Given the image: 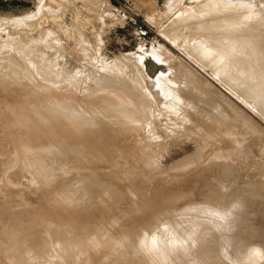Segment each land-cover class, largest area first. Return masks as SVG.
I'll list each match as a JSON object with an SVG mask.
<instances>
[{"label": "rangeland", "instance_id": "374dc122", "mask_svg": "<svg viewBox=\"0 0 264 264\" xmlns=\"http://www.w3.org/2000/svg\"><path fill=\"white\" fill-rule=\"evenodd\" d=\"M228 3H229V0H218V2L217 0H0V58H1L0 59V64H1L0 65V264H15V263L17 264L16 259L19 255L20 248H19V242H17L13 238V235H17L19 239H22V238L29 239L30 238L31 240L29 239L28 241H32L35 239L31 243L27 242L29 245L31 244L30 246L29 245L28 246L31 247L30 250L33 247L32 249L33 253L37 251L35 254L38 253V250L40 251L38 253L39 255L37 254L38 260L39 259L42 260L44 258L42 260L43 262L41 263H39L40 260L39 261L37 260L38 262L34 261L36 262L35 264L37 263L42 264L44 263L45 260H47L45 261L46 264H60V263L67 264L66 261L71 260L70 262L68 261L69 264H71L72 260L74 259H75L74 260L75 262L74 263L72 262V264H87L85 261L88 259L89 256L85 257V255L87 254L86 251H91L93 249L92 250L93 255H101V254L105 255L104 254L105 251L107 252V249H105V246L106 248L111 246L109 245L110 242L114 241L115 238L117 237L116 232L119 235V233L121 234L125 232L127 229H129V226L130 228L132 227L134 228L136 226L139 232L134 238L132 237L128 239V241H126L125 243L126 247L122 246L120 248L122 254L120 251H116V253H114V256H113L114 258H116L117 256L121 254L120 257H117L116 259L111 260L110 258L112 257L108 256L109 259L111 260V261L109 260V262L113 263L114 262L113 260H115L116 262H118L117 264H158L152 261V258L154 256V251L157 249L159 250L160 248L162 249L163 246L166 247L167 245L172 244L171 243L173 242L172 239L175 237L174 227L173 225L170 224L172 222L178 223L180 225V230L183 231L185 235L190 234L191 232L194 231V235L196 234L195 237H197L196 238L197 242L196 240H194V243L196 244L195 246L192 245V247L194 248V251L197 252V253L195 252V254H197V258H201L205 252L203 250H206V248L204 247L205 246L207 247V244L210 245V241L212 242V240L216 239V237L215 238L213 237L217 236L218 235L217 231H219L216 228V226L212 225V221H211V218L209 217V214L203 211L201 208L207 205L216 207L215 203L216 204L219 203L218 206L223 207L225 206L226 203H228V201H230L229 202L230 204L229 203L226 204V207H223V210L224 208L225 209L228 208L229 207L228 205L231 206V208L230 207L228 208L229 210L232 209L233 206H234L233 207L234 209L237 207V203H239V200H240L239 194L241 196V195H245L246 193L249 194L250 196V197L248 196V199H246L247 202L245 201L247 203V207L250 208L251 210L250 215H248L249 218L244 217V215H243L244 218L242 217V214L240 213L241 210H239L240 209L239 207L237 211L239 210L240 212L233 211L234 214L232 213L233 216L231 218H233L232 224L234 225L232 229L234 230L235 226L238 229V231H236L237 232L236 234L239 236L241 235V237L243 238L242 241L244 242V248L246 247L248 249L250 247V249L252 250L254 249L255 251V252L254 251L252 252V257L254 256V258H251V261H249V263H244V264H264L262 260V255L264 254L263 253L264 252V246H263L264 245V195L260 196L261 198L259 201L254 199L255 193H256V187L254 186L255 183H256V186H259V183L257 182L259 181L261 182L262 180H264V167L263 165H261V164H264V161H262L264 160V153L262 152L264 151V87H263L264 86V72H263L264 71V67H263L264 65L263 64L264 63V0H251V1H248V0L240 1L239 0L235 2L233 1L229 4ZM212 6H214V8ZM227 10H233V11L229 12ZM222 12H223V16H222ZM227 12H229L228 15H227ZM234 13H236L235 16H234ZM209 14L211 15V19L214 20L215 18L216 20L214 21L211 20L209 17ZM229 15L230 17H228ZM58 17L59 18L62 17L60 19L64 20L65 25H63L62 27H57L51 22L52 18L59 19ZM83 19L86 22H88V20L89 21L91 20L90 24L85 27L86 22ZM239 19L241 20L238 21ZM203 20L204 22H201ZM228 21L230 23H228ZM212 22L215 24H213ZM218 22L222 26L219 25ZM228 24H230L229 27H228ZM216 25L220 26L221 28L216 27ZM234 25H236V27ZM88 26H90V28ZM242 26H243V31L245 29L244 32L242 31ZM222 27H225V28H222ZM206 29L208 31L212 30V33L214 31V33L215 34L217 33V35H219L218 33H220V36H218V41L220 43L216 41L217 35L214 36V33L211 34V32L206 31ZM226 32H228L229 34ZM224 33H226L227 35ZM210 34L213 35L214 38H212ZM46 35L49 36L47 37L49 39L45 38ZM206 38H209V39H206ZM221 38H223L224 41H222L223 39ZM248 38H250L251 40ZM231 39L235 41L232 40L233 41L232 42ZM203 40L205 43L203 42ZM212 40L214 42H212ZM225 41H231V42L230 44L229 42H226L225 44L224 43ZM238 41L240 42L242 41L241 45L238 43ZM202 42L203 44L201 46L203 48L200 46ZM207 42L208 43L212 42V44H210L211 46L207 44ZM213 44L216 45L215 48H214L215 45ZM221 44H223L224 49H222L223 47ZM227 44L228 46L230 45L229 46L230 48L226 46ZM208 45L209 47L207 48L206 46ZM41 46H42V50H41ZM240 46L243 47L244 49L239 48L241 52L239 55V50L237 52L236 49ZM217 47L218 49L216 50ZM231 47L234 48L235 51L233 49H232L233 51H231ZM227 48L229 49L226 52ZM38 49L40 51H38ZM198 49L200 50L198 51ZM253 49H256V50L254 51ZM34 50L35 52H33ZM201 50H204V51L201 52ZM211 50L212 51L215 50L216 53L215 51L213 53ZM243 50H245V52H242ZM229 51L232 52V54L237 57L235 58L237 61L235 59L234 60L238 62L237 64H239V66L236 64L235 61L234 62L231 61L233 60L235 56L232 57L233 56L232 54H231L232 56L231 55L229 56L228 55L230 54ZM26 52H28L27 54L29 56L25 55ZM36 52L39 54L36 55L37 54ZM157 52L160 53L159 56L156 55ZM218 52L219 53L223 52L222 53L223 57L221 56V53L220 55H218ZM192 53L193 54L198 53V54L194 56ZM214 54L215 55L217 54V55L214 56ZM257 54L259 57L257 56ZM197 55H202L201 59L203 57L205 58L207 57V60L205 61V58H203V61H201L200 57H198ZM213 56L215 57V59L217 58L218 62L217 60L214 59ZM218 58L220 60L223 58L224 61L221 60L222 61L221 62L219 61ZM224 58H226L228 62L230 61V63H228L226 59ZM258 58H261L260 60L262 61H260ZM14 59L17 61V62L15 61L16 64L18 63L17 65H15ZM208 59H211V60H208ZM12 61H13L14 67L13 65H11ZM212 62H214V64L216 63L218 66H220L223 63L220 66L221 69L219 68L220 69L219 70L217 68L218 70H216V67L218 66L214 64H213V67L214 66L216 67L213 68L211 66V68H209L208 64L206 63H212ZM224 62H225V65H224ZM226 62L228 63V65L226 64ZM239 62L243 64L242 65L243 67L240 66L241 64ZM248 62H252V64L251 63L249 64ZM234 63H235L236 69L240 67V69L242 68L243 70L242 69L240 70L238 68L237 69L239 71L238 72L235 69V72H236L235 73L234 68H233ZM260 63H261V66H260ZM49 65H51L52 67ZM174 65H176L177 67L179 65H181V67L183 66L182 68L180 66L178 67L179 69H181V72L183 74L179 72L180 70L177 73V71L175 70H178V68L175 69L176 67ZM210 65L211 64H209V66ZM48 66L51 67L49 69L53 68V72L55 71L57 73L59 72L62 76L59 73L58 74L56 73L55 75L50 70L49 71L52 72L55 77L57 75H60L61 77L57 76L59 77V79L57 77L55 78L53 75H50L51 73L49 74L51 77L48 76V74L45 75L43 73L42 68H44L45 71L48 73L49 72L47 71ZM20 67H21V70H19L20 71L19 72L18 69H20ZM229 67L233 70L232 72L230 71L232 73V74L230 73L231 75L230 79L226 75L227 73L226 70L227 69L230 70ZM12 68L14 69L12 70ZM97 68L100 70H103V72L98 70ZM28 69L31 70V73H29L30 71L25 72V70H28ZM104 69H106L109 72V73L107 72L108 74H112L115 72V74H117L116 76L119 75V77H114L115 75L112 74V77L114 79L117 78L118 79L117 81L119 83H116L115 85L114 83L116 81L111 84L107 80V83L108 82L110 83V84L109 83L107 84V86H110V87H107L105 85L106 79L104 80V78H106V75L108 76V74L104 73ZM257 69L260 72L256 71ZM8 70L11 71L12 73H14V70H15L16 72L20 73V75L23 71L21 75L22 77H25L24 75L28 73L30 74V76H27L28 74H26V76L28 77V79H32L34 82L29 81L26 77L23 78L24 79L23 82L22 81L17 82L16 79L21 80L20 78L21 76L18 75L20 77L12 78V77L17 76V74L15 76L14 75L12 76L11 75L12 73H10ZM39 70L42 71L41 73H43L42 74L43 77L46 76L48 78L44 77L42 78L43 79L42 80L40 78L42 77V75L40 76L41 73ZM109 70H111L112 73H110ZM241 71L243 72L247 71L246 73H249V74L245 75V73H243V75H240L242 73ZM251 71L252 72L254 71V72L249 77ZM237 72L239 73V75H237L238 74ZM100 73H103L102 74L103 76L105 74L104 78L100 76L101 75ZM162 73L163 74L166 73L165 75L167 77L162 78L161 77L163 76ZM187 73L188 75H186ZM218 73L221 75H219ZM172 74L174 76L177 74L176 76L178 77V79L176 76L174 77ZM52 76L54 77L55 80L58 79L56 81L58 83L56 82H54L55 84L53 83V81L55 80L52 79ZM233 76H235L234 78H236L237 80L238 79L240 80L237 81L236 79L233 78ZM242 76H244V78L248 76V78L246 79V81L248 80L247 81L248 83L245 81V79L242 81L241 79L243 78ZM223 77L225 81L223 80ZM254 77H255V80H254ZM39 78L41 79V81ZM63 78L65 79L63 80ZM249 78L253 79L257 84L254 83L252 85L254 81H252ZM25 79H27L29 82L26 81ZM99 79L101 81L104 80V83L102 82L100 83ZM180 79H182L181 83H180ZM257 79L259 82L257 81ZM178 80H179V83H178ZM226 80H228V84H231L230 85L231 87L227 84ZM48 81H52L50 83L54 85L53 86L54 88L51 86L52 84L50 85L49 83H47ZM173 81H176L174 84V87L170 85L167 86V84L169 83L173 84ZM44 82H46L45 85L43 84ZM72 82H74L75 86L71 84ZM96 82L100 83L99 84L100 88L102 84V88H101L102 90L95 87V86H98ZM182 82L184 84H182ZM230 82H234V83H230ZM237 82H240L243 85ZM40 83L43 84L42 86H46L48 84L50 86V89L52 88L53 90H55V94L52 92V90H51V93L50 91H46V93L45 92L43 93V91H41L42 86L38 87ZM130 83L134 87L131 86ZM35 84L37 87L35 86ZM76 84H78L79 87ZM103 84L105 85V87ZM126 84H128V86ZM135 84L139 85L140 90L141 88L144 89L143 88L144 86L146 88V92L148 90V94H150L151 96L148 95L150 97L148 98L147 93L145 92L147 96L145 98H147V101L146 99H144V100H141L143 101L141 103L140 98L141 99L144 98L145 94L141 93L142 96L140 97L141 94L140 93L138 94V91H137L139 87L138 85L136 86ZM62 85H65V86L62 87ZM203 85L204 87L206 86L209 88H206V87L204 88ZM49 86H46L48 87V89L44 87V89L42 90H50ZM92 86L96 88V89H92L94 91L90 90ZM175 86L177 88H175ZM57 87H60V88H57ZM64 87H66V90L64 89ZM74 87L75 88L77 87L78 90L77 89L75 90ZM103 87L110 88L111 92H113V90L115 91L120 90L121 93H124L127 96H129V99L126 100L128 101V103L123 99L122 105H119L121 104L120 101L122 99L120 100L117 99L119 103L118 101H116V99H109L110 95H112V94L109 95V93L107 94L109 89L106 90L107 91L106 94L107 96L109 95V98H107L105 94L107 98L105 99V97H103V94H102L103 91L105 90L103 89ZM132 87L133 88L138 87V89L136 88V91H133ZM182 87H184V89ZM189 87L191 89H189ZM70 88L73 91H71ZM249 88H251L254 92L251 91V89ZM17 89H23L25 92L29 91V94L26 96L23 94L16 96L18 93V91H16ZM29 89H31L32 91ZM56 89H59V90H56ZM178 89H180L182 93L179 92L180 90L178 91ZM204 89H206V91L208 90L207 93L210 94V96L209 94L207 95L208 98L206 97V92H204L205 91ZM209 89H211V91ZM89 90L92 91L94 94L92 92L90 93ZM182 90L188 92V94ZM144 91H141V92H144ZM166 91L167 92L169 91L168 92L169 94L165 96ZM133 92L134 93L136 92V93L134 94ZM57 93H58V96H57ZM85 93L88 95H84ZM202 93H205V94H202ZM258 93H259V96L263 94L262 96H260L261 98L260 100L256 98V97H259ZM48 94H51V95H48ZM181 94L182 96H180ZM39 95L40 96L44 95V96H42L43 98H40ZM90 95L95 96V97L91 100ZM187 95H190V96H187ZM192 95H195V96H192ZM33 96H35V98ZM62 96L65 97L64 99L70 96V98H67V99H71V100H66L68 101L69 105H70L69 103L70 101L71 103H74L75 102L74 100H76L77 102L73 104L75 107L72 106V104H71V107L76 108V105H77V107L81 109V111L79 109L80 112L76 110L79 113L87 112V110L84 112L82 110L83 108H81L82 106L80 105L81 103H84V102H86L83 104V107L85 106L84 109L86 108L85 104H88L87 108L88 106L89 108H91V107H94L95 103L97 102L96 103L97 106H95L96 109L98 108L100 111L103 109L105 111L107 110L105 112L106 114H103L104 110L101 111L102 112L101 113V112H97L99 110L98 109L96 110L95 107L92 108L90 111L96 114L93 113L91 115L90 111L87 112V113L90 112V114L88 115V117L90 116L89 118H92V119H89L90 121L87 120V118H85L86 115H84L85 120L81 118L83 116V113L82 115L80 114L81 116L80 119L81 120L83 119L82 121L85 122L84 125L88 121L91 123V125H89L90 123L89 124L87 123L88 125L86 124L88 127L85 126V128L84 127L83 129L81 128L82 131L88 132L89 130H92L91 127L89 126L93 125L94 127L97 123V126L99 125L100 127L96 126V128L97 130L98 129L100 130L102 137L101 138L94 137L92 134H89L90 132L87 133V135L85 132V136H79L78 134L75 133L76 135L72 137L67 136L68 133H66L65 135V133L49 134L50 133L49 132L45 134L47 136L50 135L49 141L47 140L43 141L42 144L39 143L40 145L39 144H32L30 146L24 145V140L22 139L21 136H23L24 138V135L27 132L29 133V131L33 128L28 124L27 125L18 124L17 115L25 111L27 108H30L29 110H32L34 109L35 106L37 107V105H39L37 107L39 111L49 113L51 114V116H52V113L54 112V116L56 117H58L56 115L57 112L59 113L62 112L61 114H58L59 116H61L63 112L65 113V111H67L65 109L71 108V107L69 108V105L65 102V100L64 102L62 101L63 100ZM113 96L114 95H112L111 98ZM202 96L206 97L207 100L203 98ZM30 97H31V100H29ZM53 97L54 98L60 97L58 98L57 101L61 99L60 101L63 104L65 103L64 106H66V104L68 106H66L65 109L62 108L63 106L62 103L60 101H59L60 102L59 104L56 103L57 102L56 98L55 100H53ZM100 97L104 98V100L102 98L100 100L99 99ZM192 97L194 98L193 100H192ZM217 97L219 98L218 101H217ZM242 97L246 99L243 100ZM38 98L43 100V101L38 100L41 104H39V102L36 101V99ZM46 98L48 100L49 98L52 100L48 101ZM95 98L98 99L96 102H95ZM173 98L177 101V103L173 102ZM223 98L225 99L222 100ZM195 99L198 101H196ZM202 99L205 100V102L206 101L207 102L205 103ZM247 99L249 100L251 99L250 101L252 102L253 101L255 102L256 100L258 101L255 102L254 104ZM33 100L37 102L35 103L36 105H34ZM93 100H94V104H92ZM105 100L106 101L108 100V101L106 102ZM111 100H113L114 103ZM221 100L224 102H222ZM46 101H48L49 103L50 101L51 102L54 101L57 105H60L59 106L60 108H58V106H56V104L54 105L52 102V107L54 106L56 107H54L55 109L51 111L50 110L51 106ZM101 101H105L106 104ZM124 101L126 102V104L124 103ZM30 102L31 103L33 102V105H34L33 107ZM42 102L47 103L50 107H48L47 104L45 105L44 103L45 105V108H44V105L42 104ZM78 102L80 104H78ZM89 102L91 103L89 104ZM109 102L114 105L110 104ZM131 102H132V105L130 104ZM214 102L216 104L213 105V107L215 106L214 107L215 109H217V107L218 109L220 108L218 110V112L220 113L224 111L222 115L224 114L226 118L224 117V115L222 116L220 113H218L217 110H215L214 108L213 109L207 108L208 106L211 107V104ZM101 103L105 105V107L104 106L101 107V105H99ZM107 103H109L113 107L112 106L110 107V105ZM165 103L166 105H164ZM190 103H193V105ZM222 103L223 104L226 103V104L223 105ZM28 104H30V107L27 106ZM91 104L94 106H91ZM140 104L144 107H142ZM218 104H221V105H218ZM256 104H258V106H256ZM167 105H169V107L172 106V108L170 107L171 110L168 109L169 107ZM189 105H192V106H189ZM198 105L202 107L201 108L197 107ZM193 106H196L194 107L195 109L193 108ZM114 107L116 109V112L112 114L110 112H113L115 109H113L112 111V110H109V108H114ZM117 107H121V110H124V111H121V113L120 111L117 112L118 110H120ZM188 107L191 108L192 110L189 109ZM228 107L230 110L228 109V113H227L226 111ZM46 108H48L49 111ZM105 108H108V109H105ZM164 108L165 109L167 108V109L165 110ZM13 109H16V111H12ZM37 109H34V112ZM40 109H43V110H40ZM93 109H95L96 112L93 111ZM61 110H64V111H61ZM211 110L213 113L216 114L217 120L219 118V114L223 118L222 119L219 118L220 121L218 120L219 121L218 122L215 119V115H213L212 113L209 114ZM70 111L72 110H69V112ZM188 111H190V113ZM194 111H197V113L196 112L194 113ZM107 113H109L110 116H108ZM231 113L232 114L235 113V114L232 115ZM206 114H208L209 116ZM230 114L232 117H235V118L233 119L230 116ZM188 115H191V116H188ZM205 115L207 117H205ZM107 116L111 118H108ZM195 116L197 118L199 116L198 119L203 118L202 121L201 119H200L201 122L199 120L196 121L197 118ZM188 117H191V118H188ZM192 117H195V120ZM208 117L210 118L214 117L213 118L214 122L216 120L215 127L213 126L214 123L213 124L211 123L213 121L210 122L211 126L209 125V121L212 119ZM227 117L230 119L232 118L233 121L235 122L233 123V121H231L232 119L228 120ZM237 117L239 119H237ZM63 119L64 118H62V120ZM242 119H244L247 123H245L244 120L242 121ZM62 120L59 119V121H62ZM225 120L229 124L227 122H224ZM237 120H241L240 121L241 124L243 122L244 123L241 125L240 122L237 123L238 122ZM136 121H139V122H136ZM220 122L222 123L224 128H221L222 126L220 125ZM66 123L68 124V122ZM152 123H154L155 125ZM188 123L190 126H188ZM225 124L226 125L228 124L229 128ZM235 124H236L237 130L234 129L235 127L232 129L233 125L235 126ZM191 125H193V127ZM205 125L207 126L209 125V127L206 128ZM231 125L232 127H230ZM240 125L244 127V129L241 128ZM155 126L156 127L158 126V128H156ZM203 126L205 127L201 128ZM237 126H239V128ZM153 127L154 129H152ZM171 127H172V130H171ZM189 127H192L196 129L197 131L200 129L202 130L204 129L205 135L209 133L208 128L212 130H209L210 133L209 135H206V136L202 135L204 133L202 130H200L199 131L200 137H198L199 133H197L198 135L197 136L195 133L197 131ZM217 127L218 129L221 128L222 130H224V132L221 130L224 134L220 132L222 133L223 136L220 135L219 133L220 129L218 130ZM94 128L93 130L96 129ZM78 129H80V127ZM158 129L161 130L164 135L160 131H156ZM189 129H191L195 134H191L192 132ZM215 129H217L218 132L217 131L213 132L215 131ZM226 129H230L231 132H229L230 130L228 131ZM251 129H252V132L250 131ZM234 130L235 132H233ZM245 130H248L247 133L244 132ZM241 132L242 134H240ZM154 133L155 135H153ZM212 133L214 134V138H211ZM225 133L236 134V137H238L239 135L240 136L239 140L236 137L235 139H233L234 138L232 137L233 134H231V136L228 135L227 137V134ZM187 134L190 136H186ZM216 134H219V136H221L220 140H217L220 137H218ZM244 134L245 136L248 135L246 139L244 137ZM45 135L43 134V136ZM193 135H195V137ZM241 135L243 136L242 138H241ZM181 137L183 138L181 139ZM196 137L201 138L203 143L201 144L200 139H198V141H200V143H198ZM229 137L232 139H230ZM248 137L250 139H248ZM192 138H194L196 141L194 139L192 140ZM210 138H211L212 143L207 140ZM74 139L77 141H80L78 142L79 144H81V146H79L80 148L77 147L78 145L75 143ZM157 139H158V143L156 141ZM244 139L247 142H245ZM170 140L172 141L170 142ZM213 140L216 142V144ZM229 140H230V143H228ZM232 140L233 141L235 140V141L232 142ZM240 140L246 143L245 146H243L244 143L241 142L243 143V144H240L241 150L243 147L246 149V151L245 149H243L242 151L240 150V152L242 153L244 152L245 154L249 151L248 153L250 154V156L248 153L245 154L246 155L245 156L244 154H241L240 152H236L237 149H240L239 147ZM150 141L153 142V146H154L153 149H152L153 147L152 143H150ZM162 141L165 142V144H163ZM92 142H95L97 144L99 153H98L97 148L93 146L94 143ZM160 142H162L163 150L160 148L161 147ZM204 142H207V143H204ZM219 142L223 143V145H221V143L219 144ZM231 143H234V144L237 143V144L232 145ZM251 143H253L254 145ZM198 144L200 145L197 146ZM203 144H205L204 147H203ZM219 145L220 147H222L221 149H219L218 147ZM236 145H238L237 147L239 148H235L236 151L233 152L232 150H235L233 146L236 147ZM72 146L75 147L76 149L73 150ZM142 147L143 148L146 147L148 149L146 150V149H143ZM141 148L145 150L146 152L143 151ZM225 149L227 151H225ZM131 150L133 151V153ZM229 150H231V152ZM228 151L230 155L232 154L231 156H228V159L234 162L232 161L227 162V155H229ZM95 152H97V154H95ZM238 155H242V157L244 156L248 157V160L245 159V161L246 160L247 161L244 162V158H242L243 161H241V163L239 164L238 159H236L237 160L236 161L234 158L236 156L238 158ZM222 160L226 162L223 163ZM219 161H221L223 164H221V162L219 164ZM260 161L263 163H261ZM209 162H213V164H216L217 162L219 166H215L213 170H209L208 166H206V165L211 164V163L209 164ZM229 162L231 163V165L235 164V162L236 164L232 166L229 164L226 166V164ZM242 162H244V164H242ZM256 162L258 163L257 165H260L259 166L260 170L259 168H256L257 165L254 164ZM226 168L227 170H229L227 171L229 172L228 174H225ZM261 168L263 169V171L261 170ZM133 169H137V170H135L134 172L132 171ZM250 176L253 177L254 179L256 178L255 179L256 182ZM260 176H262V180L261 178H259ZM30 179L32 180L33 183L31 182ZM139 179L144 180L147 188L145 187V185L143 186L144 184L143 181L140 182L141 180ZM248 181H254L253 183L254 187L252 186L253 187L252 188L250 186V189L247 190L246 183H248ZM60 183H61V186H60ZM249 183L251 184V182ZM140 184L142 185L143 188L141 187ZM132 187L137 188V189L134 188V190H138L139 188H141L139 189L141 192L136 191V193L134 192L135 193L134 195L133 189H131ZM183 187H186L188 191H182L181 188ZM244 187H245V191H243ZM144 188L147 190L144 191ZM240 189L242 190L241 193H240ZM123 191L125 192L124 194H123ZM46 193L48 194L46 195ZM225 195L227 197H225ZM225 198H228L227 199L228 201L224 204L223 201H225ZM201 200L205 202H202ZM169 202L171 203L169 204ZM128 203H129V206H128ZM173 203L175 206H173ZM221 203L224 205H222ZM46 205H50V207ZM51 205H53V207ZM101 205L103 207H101ZM162 208H166V209L162 210ZM163 212L165 213L167 217L162 218L154 225L153 222L156 221V218L158 216L163 215ZM30 213L31 215L33 214L32 216L35 215L32 218L34 220L31 219L32 216L30 215ZM61 213L63 214V217L61 216L62 215ZM235 213L239 215L237 216V218L235 217L236 215ZM168 214L171 216H169ZM72 215L73 216L77 215L78 217H80V219L78 220L76 219L77 216L73 217ZM95 215L97 217L100 216L99 218H100L101 223H99L100 222L99 218H97ZM230 215L231 213H229V216ZM37 217L39 218L37 219ZM42 217L44 218V220L41 219ZM22 218L23 220L28 219V218L29 219L24 221L26 223H23V221H21ZM231 218L229 217V219ZM39 219H41L40 220L41 222L44 221V223L46 221L48 225V226L46 225L47 230L45 229L46 226L43 223H42L43 225L39 224ZM83 219H85V221ZM86 219L88 220L86 221ZM147 219H149V222L147 221ZM236 219H238L239 221ZM74 220L77 221V223ZM142 220L144 222L147 221V224L145 225V223H143ZM235 220H236V225L234 222ZM17 221H20V222H17ZM51 221H54V223L57 222V224L52 223V225L54 224L53 225L54 228L51 229L52 233L54 230L56 229L58 230V228L60 230L63 228L62 231L60 230L54 231L55 232L53 233L54 236L58 234V236H56L55 239H59L62 237L61 239L64 241L63 238L66 239L67 236L65 234L67 232L71 233V234L67 233L68 234L67 238L69 239H70V236L74 237V234L77 237L78 235L80 237V234L84 231L83 234L81 235V237L83 236L82 237L83 240L81 238L79 239L81 241H88V242L83 243V245L84 244L85 245L84 246L82 245L81 247L70 249L64 246V248L66 249H64L63 247L61 248L60 246L61 244H63L62 241L60 240L61 244L60 243L58 244L57 242H60V241L57 240L56 242V240L53 239L54 237L52 236L51 231L49 230L52 226L50 225ZM242 221L244 222V225L242 224L243 223ZM21 222L23 226L21 225ZM29 222H31L32 224ZM70 223H73V225ZM98 224H100V226ZM238 224H240V226ZM33 225L34 226L37 225L36 228H34ZM124 225H125V228H124ZM127 225H128V228L126 229ZM25 226H27V228H25ZM43 226H45V228H43ZM253 227H256V229H254ZM121 228L124 231L122 232L121 230L118 232V230H120ZM20 229L25 230V232L26 231L27 232L24 233V231ZM33 229L36 232L33 231ZM43 229H45L46 232H43L45 231ZM100 229L102 230L101 232L99 231ZM156 229H159V230L156 231ZM63 231L64 232L66 231V233L64 234ZM77 231L78 232L81 231L80 234ZM98 232L100 233V235L103 233H107V236L105 237L102 245L92 248V246H90L89 244L93 238L99 235ZM36 233H39V235L37 236L38 237L41 236V237L38 238L37 236H35ZM61 233L63 234L61 235ZM25 234L26 235L28 234V236L30 234L32 237H27ZM32 234L33 235L35 234L34 235L35 237ZM59 234L61 236H59ZM63 235H65L66 237H64ZM171 235L172 236L174 235V236L172 237ZM113 236L115 237L114 240H113ZM38 242H41V243H38ZM54 242L57 244H55ZM106 243L108 245H106ZM37 244L39 245V247L41 245H44V247L47 245L48 247L46 246V248H43V246H41L42 248H38ZM148 244L153 245V248L151 250H147L146 246ZM56 245H58L59 248ZM34 246H36V248ZM84 247H86V249ZM103 248H104V253L100 254V251L103 252ZM61 249L65 251L60 252ZM219 249H220V246L218 245L215 246L213 249L214 250L213 251V256H214L213 263L216 264V262H218V264H226L224 262L225 260L223 257L219 258V255L221 256V252H220L221 250ZM255 249H258V251ZM45 250L48 253L51 251L53 252V253L52 252L50 253L51 255L49 254V256H47V259L45 257L48 253L45 254L44 256L42 255L43 252L45 253ZM81 251H83V253H81ZM218 252H219V255H218ZM62 254L63 255L65 254L64 255L65 257H63ZM74 254H75V258L74 256L72 257V255ZM67 255H71V257L74 259H71L70 256L68 258ZM199 255L201 257H199ZM40 256L42 258H39ZM50 257L51 259H49ZM66 257L67 259L63 260V258H66ZM167 257H168V254H167ZM218 258H219V261L217 260ZM34 260H36V258ZM236 260L237 258L235 259V262L233 260L231 263L230 262L229 263L230 264H243L241 260L239 259L237 261ZM259 261L260 263H257ZM108 264H111V263H108ZM162 264H168V263H162Z\"/></svg>", "mask_w": 264, "mask_h": 264}, {"label": "bare ground", "instance_id": "6f19581e", "mask_svg": "<svg viewBox=\"0 0 264 264\" xmlns=\"http://www.w3.org/2000/svg\"><path fill=\"white\" fill-rule=\"evenodd\" d=\"M233 1L235 2V1H239V0H233ZM233 1H232V0L230 1V0H229V3L233 2ZM240 1H243V0H240ZM244 1H245V0H244ZM246 1H247V0H246ZM248 1H251V0H248ZM217 2H218V0H217ZM229 3H228V4H229ZM215 5H216V4H215ZM219 5H220V3H219ZM212 7L214 8V6H212ZM216 7H217V6H216ZM205 10H206V9H205ZM209 10H210V9H209ZM209 10H208V12H209ZM77 11H78V10H77ZM220 11H221V10H220ZM223 11H224V10H223ZM227 11L231 12V11H233V10H227ZM205 12H206V11H205ZM215 12H216V10H215ZM229 12H227V15H228ZM235 12H236V11H235ZM74 13H76V12H74ZM79 13H80V11H79ZM210 13H211V12H210ZM213 13H214V12H213ZM207 14H208V13H207ZM211 14H212V13H211ZM214 14H215V13H214ZM217 14H219V13H217ZM235 14H236V13H234V16H235ZM75 15H76V14H75ZM203 15H204V14H203ZM205 15H206V14H205ZM222 16H223V12H222ZM238 16H239V14H238ZM238 16H237V17H238ZM76 17H78V16H76ZM209 17H210V19H211V15H210V14H209ZM218 17H219V16H218ZM228 17H230V15H229ZM231 17H233V16H231ZM58 18H59V17H58ZM60 18H62V17H60ZM60 18H59V19H57V18H52V19H51V22H52L54 25H56L57 27H62V26L65 25V24H64V20H62V19H60ZM84 18H85V17H84ZM212 18H213V17H212ZM87 19H88V18H87ZM205 19H206V18H205ZM217 19H218V18H217ZM235 19H236V18H235ZM241 19H242V18H241ZM241 19H239L238 21H240ZM79 20H80V19H79ZM83 20H84V19H83ZM200 20H201V19H200ZM208 20H209V19H208ZM211 20H213V19H211ZM214 20H216V19L214 18ZM214 20H213V21H214ZM229 20H230V19H229ZM48 21H49V20H48ZM80 21H81V20H80ZM84 21H85V20H84ZM90 21H91V20H90ZM90 21H89V20H88V22L85 21V22H86V23H85V27H86L87 25L90 24ZM217 21H219V20H217ZM217 21H216V23H217ZM82 22H83V21H82ZM82 22H81V23H82ZM199 22H200V21H199ZM201 22H204V20L201 21ZM208 22H209V21H208ZM208 22H207V23H208ZM219 22H221V21H219ZM219 22H218V23H219ZM45 23H46V22H45ZM195 23H196V22H195ZM205 23H206V22H205ZM205 23H204V24H205ZM212 23H213V22H212ZM228 23H230V22L228 21ZM239 23H240V22H239ZM193 24H194V23H193ZM213 24H215V23H213ZM232 24H233V23H232ZM208 25H209V24H208ZM219 25H221V24L219 23ZM229 25H230V24H228V27H229ZM239 25H240V24H239ZM83 26H84V24H83ZM196 26H197V24H196ZM211 26H212V25H211ZM221 26H222V25H221ZM223 26H224V25H223ZM234 26L236 27V25H234ZM88 27L90 28V26H88ZM88 27H87V28H88ZM199 27H200V26H199ZM201 27H202V26H201ZM216 27H220V26H217V25H216ZM89 28H88V29H89ZM173 28H174V26H173ZM202 28H203V27H202ZM220 28H221V27H220ZM222 28H225V27H222ZM198 29H199V28H198ZM210 29H212V28H210ZM216 29H218V28H216ZM237 29H239V28H237ZM172 30H174V29H172ZM224 30H225V29H224ZM226 30H227V29H226ZM206 31H208V30L206 29ZM228 31H230V30H228ZM238 31H240V30H238ZM242 31H243V26H242ZM244 31H245V29H244ZM244 31H243V32H244ZM208 32H211V34L214 33V31H213V33H212V30H209ZM215 32H216V30H215ZM221 32H222V31H221ZM226 33H228V32H226ZM226 33H224V34H226ZM230 33H231V32H230ZM44 34H45V33H44ZM44 34H43V35H44ZM211 34H210V35H211ZM218 34H219V35H217V33H216V34L214 33V36L217 35V40H216V38H215L216 41H218V36H220V33H218ZM222 34H223V33H222ZM228 34H229V33H228ZM231 34H232V33H231ZM210 35H208V36H210ZM226 35H227V34H226ZM226 35H225V36H226ZM236 35H237V34H236ZM242 35H243V34H242ZM245 35H247V34H245ZM41 36H42V35H41ZM211 36H212V38H214L213 35H211ZM225 36H223V37H225ZM234 36H235V35H234ZM237 36H238V35H237ZM42 37H43V36H42ZM42 37H41V38H42ZM47 37H49V36L46 35L45 38H47ZM232 37H233V36H232ZM247 37H249V36H247ZM43 38H44V37H43ZM210 38H211V37H210ZM230 38H231V37H230ZM230 38H229V40H230ZM242 38H243V37H242ZM251 38H252V37H251ZM47 39H49V38H47ZM47 39H46V40H47ZM206 39H209V38H206ZM219 39H220V38H219ZM221 39H223V38H221ZM227 39H228V38H227ZM233 39H234V38H233ZM233 39H231V41H232ZM248 39H250V38H248ZM38 40H39V39H38ZM41 40H43V39H41ZM51 40H52V39H51ZM204 40H205V39H204ZM204 40H203V42H204ZM210 40H211V39H210ZM210 40H209V41H210ZM213 40H214V39H213ZM213 40H212V42L215 41V40H214V41H213ZM250 40H251V39H250ZM44 41H45V39H44ZM53 41H54V40H53ZM201 41H202V40H201ZM206 41H207V40H206ZM209 41H208V42H209ZM222 41H224V39H223ZM231 41H225L224 43L226 44V42H229V44H230ZM233 41H235V40H233ZM233 41H232V42H233ZM243 41H244V40H243ZM30 42H31V41H30ZM203 42L200 44V46L203 44ZM208 42H207V44H209V45L212 44V42H211V43H208ZM218 42H219V41H218ZM241 42H242V41H241ZM241 42L238 41V43H239L240 45H241ZM251 42H252V41H251ZM47 43H48V42H47ZM199 43H200V42H199ZM204 43H205V42H204ZM219 43H220V42H219ZM222 43H223V42H222ZM224 43H223V44H224ZM238 43H236V44H238ZM50 44H51V43H50ZM50 44H49V45H50ZM223 44H221L222 47H223ZM225 44H224V45H225ZM250 44H251V43H250ZM252 44H253V43H252ZM205 45H206V44H205ZM209 45L206 46V47L208 48ZM213 45H215V44H213ZM213 45H212V47H213ZM232 45H233V44H232ZM232 45H231V46H232ZM254 45H255V44H254ZM257 45H258V44H257ZM198 46H199V45H198ZM210 46H211V45H210ZM226 46L229 47L230 45L228 46V44H227ZM234 46H235V45H234ZM238 46H239V45H238ZM243 46H244V45H243ZM245 46H246V45H245ZM39 47H40V46H39ZM39 47H38V48H39ZM47 47H48V45H47ZM52 47H53V46H52ZM201 47H202V46H201ZM206 47H205V48H206ZM215 47H216V45L214 46V48H215ZM222 47H221V48H222ZM252 47H253V46H252ZM254 47H255V46H254ZM198 48H199V47H198ZM202 48H203V47H202ZM229 48H230V47H229ZM229 48H227L226 52L228 51ZM235 48H236V47H235ZM239 48H241V49H244V48L240 46V47H238V48L236 49L237 52H238V50H239V55H240L241 52H240V49H239ZM256 48H257V46H256ZM35 49H36V48H35ZM164 49H165V48H164ZM209 49H210V48H209ZM209 49H207V50H209ZM217 49H218V47L216 48V50H217ZM222 49H224V47H223ZM232 49L234 50V48L231 47V51H233ZM249 49H250V48H249ZM41 50H42V46H41ZM52 50H53V49H52ZM199 50H200V49H198V51H199ZM207 50H206V51H207ZM212 50H213V49H212ZM212 50H211V51H212ZM245 50H246V49H245ZM245 50H243L242 52H245ZM253 50L255 51L256 49H253ZM38 51H40V50L38 49ZM164 51H165V50H164ZM202 51H204V50H201V52H202ZM214 51H215V50H214ZM214 51H212V52L214 53ZM234 51H235V50H234ZM258 51H259V50H258ZM258 51H257V52H258ZM33 52H35V50H34ZM201 52H200V54H201ZM223 52H225V51H223ZM223 52H222V53H223ZM247 52H249V51H247ZM257 52H256V53H257ZM27 53H28V52H26V54H25L26 56L28 55ZM36 53H37V52H36ZM36 53H35V54H36ZM157 53H158V52H157ZM157 53H156V55L159 56L160 53H158V54H157ZM210 53H211V52H210ZM215 53H216V51H215ZM220 53H221V52H220ZM220 53L218 52V55H220ZM222 53H221V56H222ZM229 53H230V54H228V55L230 56V55L232 54V52L229 51ZM29 54H30V53H29ZM38 54H39V53H37L36 55H38ZM192 54H193V53H192ZM196 54H198V53H196ZM196 54H193V55L195 56ZM205 54H206V53H205ZM207 54H208V53H207ZM224 54H225V53H224ZM234 54H235V53H234ZM252 54H253V53H252ZM259 54H260V53H259ZM36 55H35V56H36ZM57 55H58V53H57ZM57 55H56V56H57ZM167 55H168V54H167ZM216 55H217V54H216ZM216 55L214 54V56H216ZM232 55H233V54H232ZM232 55H231V56H232ZM247 55H248V54H247ZM28 56H29V55H28ZM54 56H55V55H54ZM197 56L200 57V60H201V61H203V58H205V57H203V58L201 59V56H202V55H197ZM197 56H196V57H197ZM203 56H204V55H203ZM211 56H212V54H211ZM214 56H213V57H214ZM226 56H227V55H226ZM234 56H235V55H233L232 57H234ZM243 56H244V55H243ZM253 56H254V55H253ZM257 56H258V54H257ZM209 57H210V56H209ZM213 57H211V58H213ZM222 57H223V56H222ZM232 57H231V58H232ZM258 57H259V56H258ZM6 58H7V57H6ZM52 58H53V57H52ZM219 58H220V57H219ZM219 58H218V59H219ZM231 58H230V60H231ZM235 58H237V57L235 56V57L233 58V60H231V61L234 62V61L236 60ZM240 58H241V57H240ZM247 58H248V57H247ZM249 58H250V57H249ZM255 58H256V57H255ZM0 59H1V58H0ZM198 59H199V58H198ZM214 59H215V57H214ZM224 59H226V58H224ZM234 59H235V60H234ZM252 59H253V58H252ZM258 59L260 60L261 58H258ZM11 60H12V59H11ZM49 60H51V59H49ZM52 60H53V59H52ZM200 60H199V61H200ZM206 60H207V57L205 58V61H206ZM208 60H211V59H208ZM215 60H217V58H216ZM221 60L224 61L223 58H222ZM221 60L219 59V61H221ZM238 60H239V59H238ZM242 60H243V59H242ZM250 60H251V59H250ZM250 60H249V61H250ZM253 60H254V59H253ZM15 61H16V60L14 59V63H15V65H17L18 63L16 64L17 61H16V62H15ZM171 61H172V60H171ZM171 61H169V62H171ZM212 61H213V59H212ZM222 61H221V62H222ZM226 61H227V59H226ZM236 61H237V60H236ZM236 61H235V62H236ZM239 61H240V60H239ZM257 61H258V60H257ZM260 61H262V60H260ZM49 62H50V61H49ZM207 62H209V61H207ZM215 62H216V61H215ZM217 62H218V60H217ZM227 62H228V61H227ZM227 62H226V64L228 65V63H230V61H229L228 63H227ZM244 62H245V61H244ZM50 63H51V62H50ZM237 63H238V62H236V64H237ZM239 63H240V62H239ZM248 63H249V64H250V63L252 64V62H248ZM262 63H263V62H262ZM48 64H49V63H48ZM173 64H174V63H173ZM175 64H177V63H175ZM180 64H181V63H180ZM206 64H208V67L211 68V66L213 67L214 62H212V63H206ZM206 64H205V65H206ZM209 64H211V65L209 66ZM222 64H223V63H222ZM222 64H221V65H222ZM240 64H241V63H240ZM245 64H246V63H245ZM253 64H254V63H253ZM263 64H264V63H263ZM0 65H1V64H0ZM11 65H13V67H14L13 61H12ZM19 65H20V64H19ZM170 65H171V64H170ZM214 65H217V64L215 63ZM221 65H220V66H221ZM224 65H225V62H224ZM224 65H223V66H224ZM231 65H232V64H231ZM237 65L239 66V64H237ZM242 65H243V64H241L240 66H242ZM49 66H51V65H49ZM49 66H48V69H47L46 67H45V68L47 69V71L50 70V71L53 72V68H52V69H49V68H51L52 66H51V67H49ZM53 66H54V64H53ZM174 66L176 67L175 69H177L179 66L181 67V65H179L178 67H177L176 65H174ZM174 66H173V67H174ZM206 66H207V65H206ZM217 66H218V65H217ZM220 66H218V67L214 66V67H216V70H218L219 68L221 69ZM229 66H230V65H229ZM233 66H234L233 68H234V72H235V69H236V68H235V63H234ZM246 66H247V65H246ZM249 66H250V65H249ZM260 66H261V63H260ZM9 67H10V65H9ZM17 67H18V66H17ZM182 67H183V66H182ZM182 67H181V68H182ZM214 67H213V68H214ZM226 67H227V66H226ZM230 67H231V66H230ZM230 67H229V68H230ZM236 67H237V66H236ZM242 67H243V66H242ZM252 67H254V66H252ZM263 67H264V65H263ZM4 68H5V66H4ZM105 68H106V67H105ZM168 68H169V67H168ZM217 68H218V69H217ZM231 68H232V67H231ZM231 68H230V70L226 68V69H227V70H226V72H227L226 75L229 77V79H230V76H231L230 73L233 71ZM238 68L240 69V67H238ZM238 68H237V69H238ZM259 68H260V67H259ZM13 69H14V68H12V70H13ZM17 69H18V68H17ZM32 69H33V68H32ZM97 69H98V68H97ZM97 69H96V70H97ZM169 69H170V68H169ZM186 69H187V68H186ZM220 69H219V70H220ZM237 69H236V70H237ZM241 69H242V68H241ZM241 69H240V70H241ZM248 69H249V68H248ZM10 70H11V68H10ZM19 70H21V67H20V69H18V71H19ZM40 70H41V69H40ZM40 70H39V71H40ZM42 70H43V73H44L45 75L48 74V76H50V75H53V76H54V74L56 75V73H57L56 71L53 72L54 74H53L52 72H50V71L47 73V72L45 71L44 68H42ZM98 70H100V69H98ZM173 70H174V69H173ZM179 70H180V71H179ZM183 70H184V69H183ZM183 70H182V71H183ZM242 70H243V69H242ZM246 70H247V68H246ZM250 70H251V69H250ZM254 70H255V69H254ZM8 71H9V70H8ZM26 71H28V72L30 71L29 73H31V70H29V69H28V70H25V72H26ZM44 71H45L46 73H45ZM60 71H61V70H60ZM100 71L103 72V70H100ZM105 71H106V72H105ZM109 71H110V73H112L111 70H109ZM112 71H113V70H112ZM175 71H177V73H178V71L181 72V69L178 68V70H175ZM175 71H174V72H175ZM190 71H191V70H190ZM230 71H231V72H230ZM237 71H238V70H237ZM256 71H259V70L257 69ZM1 72H2V71H1ZM5 72H6V70H5ZM9 72L12 73L11 71H9ZM19 72H20V71H19ZM41 72H42V71H40V73H41ZM61 72H62V71H61ZM95 72H96V71H95ZM107 72H108V71H107L106 69H104V73L108 74L109 72H108V73H107ZM172 72H173V71H172ZM183 72H184V71H183ZM185 72H186V71H185ZM223 72H224V71H223ZM223 72H222V73H223ZM234 72H233V73H234ZM238 72H239V71H238ZM238 72H237V73H238ZM241 72H242V73H241ZM241 72H240V73H241L240 75H243V73H245V75H246V74H247V75L249 74V73H246L247 71H246V72H245V71H244V72L241 71ZM253 72H254V71H253ZM253 72L251 71L249 77L252 75ZM259 72H260V71H259ZM263 72H264V71H263ZM14 73H15V74H14ZM14 73H12L11 75H12V76H13V75L15 76V75L17 74V76L12 77V78L20 77V76L22 75L23 71H22L21 75H20V73L16 72L15 70H14ZM43 73H41L40 76H41ZM50 73H51V74H50ZM58 73H59V72H58ZM58 73H57V74H58ZM175 73H176V72H175ZM181 73H182V72H181ZM188 73H189V72H188ZM188 73H187L186 75H188ZM235 73H236V72H235ZM255 73H256V72H255ZM1 74H2V73H1ZM26 74H28V73H26ZM26 74H25V75L23 74V75L28 79L27 76H30V74H28L27 76H26ZM38 74H39V73H38ZM49 74H50V75H49ZM59 74H60V73H59ZM63 74H65V73H63ZM100 74H101L100 76H102V77L104 78L105 74H104V76L102 75L103 73H100ZM112 74L115 75V76L113 75L114 77H119V75L116 76L117 74H115V72L112 73ZM112 74H108V76L106 75V78H104V80L106 79V83H105L106 86H107V84H108L109 82L112 84V83H114V82L116 81V82L114 83L115 85H116V83H119V82L117 81V80H118L117 78H115V79H116V80H115V79L112 77ZM160 74H161V73H160ZM162 74H163V73H162ZM165 74H166V73H165ZM165 74H163V76H161V77H162V78H166L167 76H166ZM170 74H171V73H170ZM182 74H183V73H182ZM189 74H190V73H189ZM218 74H219V73H218ZM224 74H225V73H224ZM231 74H232V73H231ZM258 74H259V73H258ZM18 75H20V76H18ZM32 75H33V74H32ZM60 75H61V74H60ZM60 75H57V76H60ZM172 75H173V74H172ZM176 75H177V74H176ZM176 75H175V76H176ZM179 75H181V74H179ZM191 75H192V74H191ZM191 75H190V76H191ZM219 75H221V74H219ZM237 75H239V73H238ZM256 75H257V74H256ZM38 76H39V75H38ZM53 76H52V79H54V77H55V76H54V77H53ZM57 76H56V77H57ZM61 76H62V75H61ZM61 76H60V77H61ZM66 76H67V75H66ZM66 76H65V77H66ZM173 76H174V75H173ZM175 76H174V77H175ZM222 76H223V75H222ZM222 76H221V77H222ZM253 76H255V75H253ZM5 77H6V76H5ZM10 77H11V76H10ZM25 77H22V76H21V77H20L21 80H17V79H16V81H17V82H18V81H22V82H23V80H24L23 78H25ZM44 77H46V76H44ZM44 77H43V75H42V77H40V78L42 79V78H44ZM50 77H51V76H50ZM56 77H55V78H56ZM110 77H112V78H110ZM141 77H142V76H141ZM141 77H140V78H141ZM157 77H158V76H157ZM159 77H160V76H159ZM176 77H177V76H176ZM179 77H180V76H179ZM182 77H183V76H182ZM191 77H192V76H191ZM193 77H194V76H193ZM224 77H225V75H224ZM224 77H223V80H224ZM234 77H235V76H233V78H234ZM242 77H243V78H241L242 81H243L244 79H245V81H246V79L248 78V76H247L246 78H244V76H242ZM2 78H3V77H2ZM30 78H31V77H30ZM37 78H38V77H37ZM40 78H39V79H40ZM46 78H48V77H46ZM57 78L59 79V77H57ZM219 78H220V77H219ZM252 78H253V77H252ZM257 78H258V77H257ZM4 79H5V78H4ZM8 79H9V78H8ZM27 79H25V80H26V81L29 80V81H31V82H34L32 79H28V80H27ZM41 79H40V81H41ZM50 79H51V78H50ZM58 79H57V80H58ZM64 79H65V78H63V80H64ZM111 79H112V81H113V79H114V81L112 82ZM160 79H161V78H160ZM167 79H168V78H167ZM177 79H178V77H177ZM177 79H175V80H177ZM187 79H189V78H187ZM190 79H191V78H190ZM226 79H228V78H226ZM231 79H232V77H231ZM234 79H236V78H234ZM249 79H251V78H249ZM260 79H261V78H260ZM262 79H263V78H262ZM14 80H15V79H14ZM36 80H37V79H36ZM36 80H35V81H36ZM42 80H43V79H42ZM54 80H55V79H54ZM57 80L53 81V83L56 82ZM99 80H100V79H99ZM99 80H98V81H99ZM101 80H102V78H101ZM101 80H100L99 82H100V83H101V82L104 83V80H103V81H101ZM107 80L109 81L108 83H107ZM136 80H137V79H136ZM181 80H182V79H180V83H181ZM193 80H195V79H193ZM221 80H222V79H221ZM236 80H237V79H236ZM239 80H240V79H238L237 81H239ZM251 80L254 81V80H255V77H254V80H253V79H251ZM3 81H4V80H3ZM10 81H11V79H10ZM16 81H15V82H16ZM26 81H25V82H26ZM29 81H28V82H29ZM164 81H165V80H164ZM198 81H199V79H198ZM224 81H225V80H224ZM232 81H233V80H232ZM242 81H241V82H242ZM247 81H248V80H247ZM247 81H246V82H247ZM257 81H258V79H257ZM13 82H14V81H13ZM22 82H21V83H22ZM36 82H37V81H36ZM36 82H35V83H36ZM50 82H52V81H48L47 83H49V84L51 85L52 83H50ZM64 82H65V81H64ZM66 82H67V81H66ZM75 82H76V81H75ZM170 82H171V81H170ZM175 82H176V81H173V84H171V83L168 82L169 84H167V86L170 85V86L174 87ZM184 82H185V81H184ZM188 82H189V80H188ZM196 82H197V80H196ZM221 82H223V81H221ZM226 82H227V84H228V80H226ZM250 82H251V81H250ZM258 82H259V81H258ZM262 82H263V81H262ZM45 83H46V82H44L43 84L45 85ZM56 83H58V82H56ZM62 83H63V82H62ZM77 83H78V81H77ZM96 83H97V82H96ZM100 83H97V85L99 86ZM110 83H109V84H110ZM140 83H141V82H140ZM142 83H143V81H142ZM178 83H179V80H178ZM206 83H207V82H206ZM224 83H225V82H224ZM230 83H234V82H230ZM237 83H240V82H237ZM242 83H243V82H242ZM242 83H240V84H242ZM247 83H248V82H247ZM254 83H256V82L254 81V82L252 83V85H253ZM26 84H27V83H26ZM40 84H41V85H40ZM40 84L38 85V87H41V86L43 85L42 83H40ZM54 84H55V83H54ZM60 84H61V83H60ZM71 84H72L73 86H75L74 82H72ZM130 84H131V83H130ZM130 84H129V85H130ZM133 84H134V83H133ZM138 84H139V83H138ZM138 84H137V85H138ZM145 84H146V82H145ZM145 84H144V85H145ZM182 84H184V83L182 82ZM187 84H188V83H187ZM192 84H193V82H192ZM192 84H191V85H192ZM250 84H251V83H250ZM256 84H257V83H256ZM256 84H255V85H256ZM57 85H58V84H57ZM66 85H67V84H66ZM68 85H69V84H68ZM72 85H71V86H72ZM76 85H78V84H76ZM103 85H104V84H103ZM105 85H104V87H105ZM120 85H121V84H120ZM126 85L128 86V84H126ZM135 85H136V84H135ZM137 85H136V86H137ZM139 85H140V84H139ZM139 85H138V87H139ZM200 85H201V84H200ZM206 85H208V84H206ZM228 85L230 86L231 84H228ZM242 85H243V84H242ZM245 85H247V84H245ZM259 85H260V84H259ZM261 85H263V84H261ZM22 86H23V85H22ZM35 86H36V84H35ZM46 86H49V85L47 84ZM46 86H42V89H44V87H46ZM51 86L53 87L54 85L52 84ZM63 86H65V85H62V87H63ZM98 86H95V87H97L98 89H101V88H102V84H101V88H100V86H99V87H98ZM117 86H118V85H117ZM131 86H133V85L131 84ZM194 86H195V85H194ZM209 86H210V85H209ZM36 87H37V86H36ZM69 87H70V86H69ZM78 87H79V85H78ZM104 87H103V89H105V90L103 91L102 94H103V97H105V99L109 98V95L112 94V95H114L115 97L113 96L114 98H113V97L111 98L112 95H110V98H109V99H116V101H118L117 99H119V100L122 99V100L120 101L121 104H119V105H122V103H123V102H122L123 99H124L125 101H126L127 99H129V96H127V95L124 94V93H121L120 90H119V91H115V90H113V92H111V91H110V88H107V87H110V86H107L106 88H104ZM120 87H121V86H120ZM133 87H134V86H133ZM133 87H132V90H133V91H136V88L138 89V87H136V88H133ZM142 87H143V86H142ZM191 87H192V86H191ZM203 87H204V85H203ZM205 87H206V86H205ZM205 87H204V88H205ZM230 87H231V86H230ZM249 87H250V86H249ZM254 87H256V86H254ZM263 87H264V86H263ZM46 88L48 89V87H46ZM53 88H54V87H53ZM57 88H60V87H57ZM72 88H73V87H72ZM143 88L145 89V91H144V89H142V88H141V90H140V87H139V89L137 90V91H138V94H139V93H140V94H141V93L145 94V95H144V98H142V99L140 98V101H141V100H144V99H146V101H147V98H145V97H147L148 95H149V96H151V95L148 94V90H147V92H146V88H145V86H144ZM166 88H167V87H166ZM175 88H177V87L175 86ZM182 88L184 89V87H182ZM194 88H195V87H194ZM198 88H199V87H198ZM201 88H202V86H201ZM206 88H209V87H206ZM245 88H246V87H245ZM252 88H253V87H252ZM35 89H36V88H35ZM37 89H38V88H37ZM40 89H41V88H40ZM42 89H41V91H43V93H44V92L46 93V91H50V93H51V90H52V92L55 94V90H53L52 88L50 89V86H49V89H50V90H42ZM64 89L66 90V87H64ZM68 89H69V88H68ZM70 89H71V88H70ZM74 89L76 90L77 87H76V88L74 87ZM89 89H90V87H89ZM92 89H96V88H94V87L92 86L90 90H92ZM108 89H109V90H108ZM113 89H114V87H113ZM130 89H131V87H130ZM134 89H135V90H134ZM147 89H148V88H147ZM164 89H165V88H164ZM189 89H191V88L189 87ZM199 89H200V88H199ZM235 89H236V88H235ZM247 89H248V87H247ZM249 89H251V88H249ZM259 89H261V88H259ZM29 90H31V89H29ZM38 90H39V89H38ZM56 90H59V89H56ZM61 90H62V89H61ZM77 90H78V89H77ZM90 90H89L90 93H91L92 91H94V90H92V91H90ZM101 90H102V89H101ZM106 90H108V92H107ZM139 90H140V92H139ZM179 90H180V89H178V91H179ZM202 90H203V88H202ZM204 90H205L204 92H206V97H207V95L209 94V93H207L208 90H207V91H206V89H204ZM209 90L211 91V89H209ZM233 90H234V89H233ZM256 90H257V89H256ZM16 91H18V93H17L16 96L21 95V94H23V95L26 96V95L29 94V91H28V92L26 91V92H27V93H26L23 89H17ZM31 91H32V90H31ZM31 91H30V93H31ZM41 91H40V92H41ZM62 91H63V90H62ZM71 91H73V90L71 89ZM141 91H144V92H141ZM178 91H177V92H178ZM182 91H184V90H182ZM187 91H188V90H187ZM190 91H191V90H190ZM241 91H242V90H241ZM251 91H253V90L251 89ZM36 92H37V91H36ZM38 92H39V91H38ZM57 92H58V91H57ZM64 92H65V91H64ZM87 92H88V90H87ZM96 92H98V91H96ZM96 92H95V93H96ZM99 92H100V90H99ZM101 92H102V91H101ZM104 92H105V93H104ZM106 92H107V94L109 93L108 96H107ZM110 92H111V93H110ZM145 92L147 93V96H146V93H145ZM168 92H169V91H168ZM168 92H167V91L165 92V96L169 94ZM179 92H181V90H180ZM184 92L188 94V92H186V91H184ZM184 92H183V93H184ZM191 92H192V91H191ZM195 92H196V91H195ZM199 92H200V91H199ZM246 92H247V91H246ZM253 92H254V91H253ZM262 92H263V90H262ZM24 93H26V94H24ZM43 93H42V94H43ZM47 93H48V92H47ZM58 93H59V92H58ZM58 93H57V96H58ZM62 93H63V92H62ZM68 93H69V91H68ZM71 93H73V92H71ZM75 93H76V92H75ZM92 93H93V92H92ZM114 93H115V94H114ZM133 93H134V92H133ZM135 93H136V92H135ZM135 93H134V94H135ZM181 93H182V92H181ZM185 93H184V94H185ZM259 93H260V92H259ZM259 93H258V96H259ZM15 94H16V93H15ZM38 94H39V93H38ZM40 94H41V93H40ZM93 94H94V93H93ZM105 94H106L107 98H106ZM127 94H128V93H127ZM179 94H180V93H179ZM189 94H191V93H189ZM202 94H205V93H202ZM241 94H242V92H241ZM244 94H245V93H244ZM250 94H251V93H250ZM256 94H257V93H256ZM32 95H33V94H32ZM35 95H36V94H35ZM44 95H45V94H44ZM44 95H42V96H44ZM48 95H51V94H48ZM48 95H46V96H48ZM59 95H60V94H59ZM63 95H64V94H63ZM69 95H70V94H69ZM74 95H75V94H74ZM84 95H88V94L85 93ZM91 95H92V94H91ZM91 95H90V96H91ZM100 95H101V94H100ZM136 95H137V94H136ZM197 95H198V94H197ZM211 95H212V94H211ZM262 95H263V94H261L260 96H262ZM29 96H31V95H29ZM36 96H37V95H36ZM39 96H40V95H39ZM42 96H40V98H43ZM72 96H73V95H72ZM138 96H139V95H138ZM138 96H137V97H138ZM141 96H142V94L140 95V97H141ZM149 96H148V98H150ZM178 96H179V95H178ZM180 96H182V94H181ZM187 96H190V95H187ZM192 96H195V95H192ZM209 96H210V94H209ZM215 96H216V95H215ZM241 96H242V95H241ZM244 96H245V95H244ZM247 96H248V95H247ZM255 96H257V95H255ZM260 96H259V97H256V98H258V100H260V99H261ZM20 97H21V96H20ZM23 97H24V96H23ZM33 97L35 98V96H33ZM33 97H32V98H33ZM37 97H38V96H37ZM62 97H63V96H62ZM74 97H75V96H74ZM74 97H73V98H74ZM94 97H95V96H91V98H90V97H88V98H90V99L92 100ZM167 97H168V96H167ZM167 97H166V98H167ZM202 97L205 98L206 100H207V98H208V97L206 98V97H204V96H202ZM211 97H212V96H211ZM211 97H210V98H211ZM249 97H250V96H249ZM25 98H26V97H25ZM27 98H28V97H27ZM34 98H33V99H34ZM40 98L36 99V101H38V100L41 101L42 99H40ZM51 98H52V97H51ZM55 98H56V101H57L58 98H60V97H58V98L55 97ZM55 98L53 97V100H55ZM64 98H65V97L62 98V99H63L62 101L64 102V100H65V102H66L67 104H68V101H66V100H71V99H67V98H70V96H69V97H66V99H64ZM96 98H98V97H96ZM96 98H95V102L98 100V99H96ZM101 98H102V97H100L99 99L101 100ZM180 98H181V97H180ZM188 98H190V97H188ZM197 98H198V96H197ZM200 98H201V97H200ZM212 98H213V97H212ZM242 98H243V97H242ZM44 99H45V97H44ZM46 99H47V98H46ZM74 99H75V98H74ZM102 99L104 100V98H102ZM109 99H108V100H109ZM138 99H139V98H138ZM152 99H153V97H152ZM167 99H168V98H167ZM186 99H187V98H186ZM193 99H194V98L192 97V100H193ZM214 99H215V98H214ZM218 99H219V98L217 97V101H218ZM220 99H221V98H220ZM224 99H225V98H223L222 100H224ZM245 99H246V98H243V100H245ZM29 100H31V97H30ZM34 100H35V99H34ZM34 100H33V101H34ZM47 100H48V99H47ZM49 100H52V99L49 98ZM49 100H48V101H49ZM60 100H61V99H59V101H60ZM83 100H85V99H83ZM88 100H89V99H88ZM91 100H90V101H91ZM100 100H99V101H100ZM108 100H107V101H108ZM195 100H196V99H195ZM195 100H194V101H195ZM199 100H201V99H199ZM202 100H203V99H202ZM208 100H210V99H208ZM222 100H221V101H222ZM247 100H249V99H247ZM250 100H251V99H250ZM250 100H249V101H250ZM258 100H256L255 102H257ZM36 101H34V105H36V104H35V103H37ZM42 101H43V100H42ZM44 101H45V100H44ZM48 101H46V102H48ZM59 101H57L56 103L59 104V103L61 102V101H60V102H59ZM74 101L77 102L76 100H74ZM74 101H72V102H74ZM78 101H79V100H78ZM86 101H87V100H86ZM105 101H106V100H105ZM105 101H101V102L105 103ZM107 101H106V102H107ZM111 101H113V100H111ZM125 101H124L125 104H126V102L128 103V101H126V102H125ZM129 101H130V100H129ZM146 101H145V102H146ZM151 101H152V100H151ZM151 101H149V102H151ZM171 101H172V100H171ZM196 101H198V100H196ZM203 101L205 102V100H203ZM203 101H202V102H203ZM226 101H227V100H226ZM249 101H248V102H249ZM38 102H39V101H38ZM52 102H53L54 105L56 104L54 101H52ZM52 102L50 101L51 104L48 102L49 105H50L51 108H52V109L50 108L51 111L54 110V109H55L54 107H56V106H58V108H60V107H59L60 105H57V104H56V106L52 107ZM75 102H74V103H71V101H70V102H69L70 105L68 104V105H69V108L71 107V104H72V106H74L73 104H75ZM79 102H80V101H79ZM79 102H78V104H80ZM81 102H82V101H81ZM83 102H84V101H83ZM91 102H92V101H91ZM91 102H89V104H90ZM142 102H143V101H141V103H142ZM173 102H176V103H177V101H176L174 98H173ZM192 102H193V101H192ZM199 102H200V101H199ZM206 102H207V101H206ZM206 102H205V103H206ZM215 102H216V101H215ZM215 102L211 104V107L208 106V105H206V106H208L207 108H212V109H213V108L215 107V106L213 107V105L216 104ZM222 102H224V101H222ZM248 102H247V103H248ZM250 102H252V101H250ZM255 102L253 101L252 103L255 104ZM262 102H263V101H262ZM30 103H31V102H30ZM44 103H45V102H42L43 105H44ZM61 103H62V102H61ZM84 103H86V102H84ZM84 103H81V104H80V105L82 106L81 108H83L82 110H83L84 112H85L86 110H87V112H88V111H90L92 108H94L95 106H97V105H96L97 102L95 103V106L92 105V104H94V100H93V103L91 104V106H94V107L89 108V106H88V108H87V105H88V104H85V105H86V108L84 109V107H85V106L83 107V104H84ZM98 103H99V102H98ZM109 103H110V102H109ZM109 103H107V104H109ZM113 103H114V101H113ZM116 103H117V102H116ZM118 103H119V101H118ZM152 103H153V102H152ZM196 103H197V102H196ZM219 103H220V102H219ZM252 103H251V104H252ZM31 104H32V107H33V106H34V105H33V102H32ZM39 104H41V103L39 102ZM46 104H47V103H45V105H46ZM64 104H65V103H64ZM64 104L62 103L63 106H64ZM67 104H66V106H68ZM105 104H106V103H105ZM110 104H112V103H110ZM110 104H109V105H110ZM125 104H124V105H125ZM130 104L132 105V102H131ZM190 104L193 105V103H190ZM208 104H209V103H208ZM222 104H223V103H222ZM224 104H226V103H224ZM224 104H223V105H224ZM251 104H250V105H251ZM254 104H253V105H254ZM4 105H5V104H4ZM7 105H8V104H7ZM45 105H44V108H45ZM49 105L47 104L48 107H50ZM99 105H101V107H102V106L105 107V105H103L102 103L99 104ZM112 105H114V104H112ZM112 105H110V107H111ZM116 105H118V104H116ZM127 105H129V104H127ZM131 105H130V106H131ZM140 105H141V104H140ZM164 105H166V103H165ZM164 105H163V106H164ZM192 105H189V106H192ZM195 105H196V104H195ZM201 105H202V104H201ZM209 105H210V104H209ZM218 105H221V104H218ZM228 105H229V104H228ZM27 106L30 107V104H28ZM38 106H39V105H37V107H38ZM41 106H42V105H41ZM47 106H46V107H47ZM63 106H62V108L65 109L66 106H64V107H63ZM106 106H107V105H106ZM141 106H142V105H141ZM167 106L169 107V105H167ZM174 106H175V105H174ZM174 106H173V107H174ZM203 106H205V105H203ZM256 106H258V104H256ZM37 107L35 106L34 109H37ZM42 107H43V106H42ZM74 107H75V106H74ZM74 107H71L70 109H68V108L65 109V110H67V111H65V113L63 112V114H62L61 116H59L58 114H61L62 112H60V113L57 112L56 115H57L58 117L54 116V112L52 113V116H51V114H49V113H45V112H43V111H39V109H37L38 111L36 110V111L34 112V109L29 110L30 108H27V107H26L27 109H26L25 111H23L22 113H20V114L17 115V119H18L17 122H18V124H21V125H24V124L27 125V124H28V125H30V126L33 128V129H31V130L29 131V133L27 132V133L24 135V138H23V136H21L22 139L24 140V145H26V146H30V145H32V144H39V143L42 144L43 141H46V140L49 141V140H50V135H48V136L45 135V134H47V133H49V132H50L49 134H53V133H65V135H66V133H68L67 136H69V137H72V136H74V135H76V134H78L79 136H85V132H86V131L83 132L82 129H83V127L85 128V126H87V125L90 123V122H89V121H90L89 119H92V118H89L90 116L88 117V115L90 114V112H91V115H92L94 112H93V113H92V111H90L89 113L86 112L87 114L82 112V113H83V116L81 117L80 114L82 115V113H79V112L81 111V109L78 108L77 105H76V108H77V109L74 108ZM79 107H80V106H79ZM101 107H100V108H101ZM104 107H103V108H104ZM112 107H113V106H112ZM115 107H116V106H115ZM115 107H114V108H109V110H112V111H113V109H115ZM128 107H129V106H128ZM142 107H144V106H142ZM164 107H165V106H164ZM168 107H167V108H168ZM170 107L172 108V106H170ZM170 107H169L168 109H170ZM194 107H196V106H193V108H194ZM197 107H200V108H201L202 106L198 105ZM219 107H220V106H219ZM1 108H2V107H1ZM58 108H56V109H58ZM62 108H61V109H62ZM72 108H73V109H72ZM103 108H102V109H103ZM117 108L120 109V110L117 109V110H118L117 112L120 111V113H121V111H124V110H121V107H117ZM122 108H123V107H122ZM124 108H125V107H124ZM167 108H166V109H167ZM188 108H189V107H188ZM205 108H206V107H205ZM46 109L48 110V108H46ZM79 109H80V111H79ZM88 109H89V110H88ZM95 109H96V107H95ZM95 109H93V111L96 112V110H97L98 108H97L96 110H95ZM105 109H108V108H105ZM127 109H128V108H127ZM129 109H130V108H129ZM144 109H145V108H144ZM146 109H147V108H146ZM164 109H165V108H164ZM166 109H165V110H166ZM184 109H185V108H184ZM189 109H191V108H189ZM194 109H195V108H194ZM198 109H199V108H198ZM214 109H215V108H214ZM219 109H220V108H219ZM219 109H218V107H217V109H215V110H217V112H218ZM221 109H222V108H221ZM228 109H229V107L227 108V111H226L227 113H228ZM231 109H233V108H231ZM40 110H43V109H40ZM47 110H46V111H47ZM59 110H60V109H59ZM69 110H72V111L69 112ZM73 110H74V111H73ZM76 110H78L79 112H77ZM98 110H99V109H98ZM103 110H104V109H103ZM103 110H101V111H103ZM170 110H171V109H170ZM178 110H180V109H178ZM181 110H182V109H181ZM191 110H192V109H191ZM199 110H200V109H199ZM202 110H203V109H202ZM207 110H208V109H207ZM229 110H230V109H229ZM12 111H16V109H13ZM48 111H49V110H48ZM48 111H47V112H48ZM57 111H58V110H57ZM61 111H64V110H61ZM101 111L99 110V111H97V112H101ZM106 111H107V110H106ZM106 111L104 110L103 114H106V113H105ZM149 111H150V110H149ZM153 111H154V110H153ZM185 111H186V110H185ZM204 111H205V110H204ZM232 111H233V110H232ZM68 112H69V113H68ZM108 112H110V111H108ZM114 112H116V109H115L113 112H110V113L113 114ZM147 112H148V111H147ZM154 112H155V111H154ZM188 112L190 113V111H188ZM195 112L197 113V111H194V113H195ZM214 112H215V111H214ZM233 112H234V111H233ZM50 113H51V112H50ZM101 113H102V112H101ZM145 113H146V112H145ZM162 113H163V112H162ZM162 113H161V114H162ZM194 113H192V114H194ZM206 113H207V112H206ZM211 113H212L213 115H215V119H216V114L213 113L212 110H211V112H210L209 114H211ZM218 113H220V112H218ZM222 113H224V111H223ZM222 113H220V114L222 115ZM48 114H49V115H48ZM94 114H96V113H94ZM97 114H98V113H97ZM107 114H108V116H110L109 113H107ZM151 114H152V113H151ZM172 114H174V113H172ZM220 114H219V118L222 119V118H223L222 116H223L224 114H223L222 116H221ZM225 114H226V113H225ZM231 114H232V113H231ZM231 114H230V116H231ZM234 114H235V113H233L232 115H234ZM7 115H8V114H7ZM84 115H86L85 118H87V120H89V121L87 122L88 124L86 123L87 125H86V124L84 125L85 122L82 121L83 119L85 120ZM195 115H196V114H195ZM206 115H208V114H206ZM206 115H205V117H207ZM213 115H211V116H213ZM5 116H6V115H5ZM9 116H10V115H9ZM94 116H95V115H94ZM94 116H93V117H94ZM105 116H106V115H105ZM108 116H107V117H108ZM120 116H121V115H120ZM159 116H160V115H159ZM161 116H162V115H161ZM188 116H191V115H188ZM193 116H194V115H193ZM196 116H197V115H196ZM196 116H195V117H196ZM208 116H209V115H208ZM217 116H218V114H217ZM220 116H221V117H220ZM226 116H227V115H226ZM228 116H229V115H228ZM236 116H237V115H236ZM238 116H239V115H238ZM59 117H60V118H59ZM80 117L83 118V119L81 120ZM175 117H176V115H175ZM175 117H174V119H175ZM195 117H192V118H194V120H195ZM200 117H201V116H200ZM224 117H225V115H224ZM231 117H232V116H231ZM239 117H240V116H239ZM13 118H14V117H13ZM62 118H64V119L62 120ZM108 118H111V117H108ZM116 118H117V117H116ZM147 118H148V117H147ZM157 118H158V117H157ZM188 118H191V117H188ZM196 118H197V117H196ZM198 118H199V116H198ZM198 118H197L196 121H198V120L200 121V119H201V121H202V119H203V118H200V119H198ZM208 118H210V117H208ZM213 118H214V117H211V118H210V119H212V120L209 121V125H210L211 123H212V124L214 123L213 126L215 127V126H216L215 123H216V120H217V119H216L215 122H214V119H213ZM217 118H218V117H217ZM219 118H218V120H219ZM225 118H226V117H225ZM227 118H228V117H227ZM232 118L234 119L235 117H232ZM232 118H231V119H232ZM59 119H61L62 121H59ZM162 119H163V117H162ZM171 119H172V117H171ZM179 119H180V118H179ZM181 119H182V118H181ZM185 119H186V118H185ZM231 119L228 118V120H231ZM233 119H232L231 121H233ZM237 119H239V118L237 117ZM2 120H4V119H2ZM5 120H6V119H5ZM65 120H66V121H65ZM157 120H158V119H157ZM165 120H166V119H165ZM169 120H170V119H169ZM205 120H207V119H205ZM218 120H217V121H218ZM226 120H227V119H226ZM226 120H225L224 122H227V121H228V120H227V121H226ZM243 120H244V119H242V121H243ZM58 121H59V122H58ZM121 121H122V120H121ZM124 121H125V120H124ZM132 121H134V120H132ZM147 121H149V120H147ZM172 121H174V120H172ZM177 121H178V120H177ZM180 121H181V120H180ZM201 121H200V122H201ZM203 121H204V120H203ZM211 121H213V122H211ZM219 121H220V120H219ZM219 121H218V122H219ZM237 121H238V122H237ZM237 121H236V122L239 123L241 120H237ZM57 122H58V123H57ZM66 122H68V124H67ZM82 122H83V123H82ZM92 122H93V120H92ZM136 122H139V121H136ZM136 122H135V123H136ZM161 122H162V120H161ZM210 122H211V123H210ZM234 122H235V121H233V123H234ZM244 122L247 123L245 120H244ZM244 122H243V123H244ZM3 123H4V121H3ZM94 123H95V122H94ZM124 123H125V122H124ZM171 123H172V122H171ZM190 123H191V122H190ZM197 123H198V122H197ZM203 123H204V122H203ZM203 123H202V124H203ZM207 123H208V122H207ZM227 123H228V122H227ZM231 123H232V122H231ZM233 123H232V124H233ZM243 123H242V124H243ZM57 124H58V125H57ZM92 124H93V123H92ZM137 124H138V123H137ZM152 124H154V123H152ZM168 124H170V123H168ZM175 124H176V122H175ZM180 124H181V123H180ZM228 124H229V123H228ZM228 124H227V125L225 124V125L228 127ZM240 124H241V122H240ZM242 124H241V125H242ZM2 125H3V124H2ZM83 125H84V126H83ZM89 125H91V123H90ZM94 125H95V124H94ZM133 125H134V124H133ZM146 125H148V124H146ZM154 125H155V124H154ZM159 125H160V124H159ZM203 125H204V124H203ZM209 125H208V126L205 125L206 128L209 127ZM217 125H218V123H217ZM220 125L222 126V127L220 126L221 128H224L221 122H220ZM225 125H224V126H225ZM241 125H240V127L244 129V127H242ZM3 126H4V125H3ZM37 126H39V127H37ZM96 126H97V123H96V125H95L94 127L96 128ZM98 126H99V125H98ZM98 126H97V127H98ZM151 126H152V125H151ZM163 126H164V125H163ZM167 126H168V125H167ZM177 126H178V125H177ZM177 126H176V127H177ZM183 126H184V125H183ZM188 126H190L189 123H188ZM191 126L193 127V125H191ZM205 126H203V127H201V128H204ZM210 126H211V125H210ZM213 126H212V127H213ZM246 126H247V125H246ZM246 126H245V128H246ZM248 126H249V125H248ZM36 127H37V129H36ZM40 127H41V128H40ZM79 127H80V129H78ZM87 127H88V126H87ZM89 127H91L92 130H89V129L87 128L89 131L86 129V130L88 131V132H86V135H87V133L90 132L89 134H92L94 137H98V138H101V137H102V135H101L99 129H98V130H97V128L95 129V128L93 127V125H92V126H89ZM99 127H100V126H99ZM137 127H138V126H137ZM155 127H156V126H155ZM173 127H175V126H173ZM180 127H182V126H180ZM192 127H189V128H192ZM214 127H213V128H214ZM218 127H219V126H218ZM218 127H217V129H218ZM227 127H225V128H227ZM230 127H232V125H231ZM234 127H235V128H234ZM237 127L239 128V126H237ZM38 128H39V129H38ZM81 128H82V129H81ZM93 128H94L95 130H93ZM144 128H145V126H144ZM156 128H158V126H157ZM183 128H184V127H183ZM186 128H187V127H186ZM186 128H185V129H186ZM195 128H196V127H195ZM221 128H219L220 130L218 129V130H219V133L222 132V131L224 132V130H222ZM228 128H229V127H228ZM233 128L236 129V124H235V126L233 125L232 129H233ZM247 128H248V127H247ZM250 128H251V127H250ZM77 129H78V130H77ZM150 129H151V127H150ZM152 129H154V127H153ZM160 129H161V128H160ZM162 129H163V128H162ZM180 129H181V128H180ZM192 129H194V128H192ZM208 129H209V130H212V129H210V128H208ZM217 129H215V131H213V132H216V131L218 132ZM252 129H254V128H252ZM252 129L250 130L251 132H252ZM140 130H141V129H140ZM171 130H172V127H171ZM181 130H182V129H181ZM189 130H191V129H189ZM194 130H196V129H194ZM200 130H202V129H200ZM200 130H198V131L196 130V131H197V132H195L196 135H197V133H199ZM209 130H208V132L210 133ZM213 130H214V129H213ZM221 130H222V131H221ZM226 130L229 131L230 129H226ZM236 130H237V129H236ZM248 130H249V129H248ZM248 130H245L244 132L247 133ZM59 131H60V132H59ZM80 131H81V132H80ZM91 131H93V132H91ZM121 131H122V130H121ZM156 131H160V132L162 133V131L159 130V129L156 130ZM183 131H184V130H183ZM183 131H182V132H183ZM202 131H203V133H204V129H203ZM238 131H239V130H238ZM129 132H130V131H129ZM146 132H147V131H146ZM171 132H172V131H171ZM184 132H185V131H184ZM191 132H192L191 134H195L192 130H191ZM205 132H206V131H205ZM223 132H222V133H223ZM229 132H231V130H230ZM233 132H235V130H234ZM251 132H250V133H251ZM18 133H19V132H18ZM75 133H76V134H75ZM161 133H160V134H161ZM209 133H207L206 135H209ZM222 133H220V135H222ZM43 134H44L45 136H43ZM157 134H158V132H157ZM162 134H163V133H162ZM171 134H172V133H171ZM201 134H202V133H201ZM223 134H224V133H223ZM225 134H227V133H225ZM231 134H233V133H231ZM231 134H227V137H228V135L231 136ZM240 134H242V132H241ZM248 134H249V133H248ZM153 135H155V133H154ZM163 135H164V134H163ZM163 135H162V136H163ZM178 135H179V134H178ZM202 135L206 136L205 133L202 134ZM202 135H201V136H202ZM216 135H217L218 137H220L219 139H217V138H216V139H217V140H220V139H221V136H219V134H216ZM234 135H235V136H234ZM150 136H151V135H150ZM184 136H185V134H184ZM186 136H190V135L187 134ZM193 136L195 137V135H193ZM197 136H198V135H197ZM210 136H211V135H210ZM222 136H223V135H222ZM225 136H226V135H225ZM247 136H248V135H247ZM247 136H245V134H244L245 139L247 138ZM157 137H158V136H157ZM198 137H200V133H199V136H198ZM208 137H209V136H208ZM232 137H234L233 139H235L236 134H233ZM239 137H240V136L238 135V137H236V138H238V140H239ZM242 137H243V136L241 135V138H242ZM249 137H250V136H249ZM249 137H248V139H250ZM149 138H150V137H149ZM154 138H155V137H154ZM161 138H162V137H161ZM163 138H164V137H163ZM182 138H183V137H181V139H182ZM184 138H185V137H184ZM196 138H197V137H196ZM205 138H206V137H205ZM211 138H214V134H213V133H212V137H211ZM211 138H210V139H207V140L211 142ZM224 138H225V137H224ZM224 138H223V139H224ZM229 138H230V137H229ZM251 138H252V137H251ZM188 139H189V138H188ZM193 139H194V138H192V140H193ZM198 139H200L201 144H202L203 142H202L201 138H197V141H198ZM226 139H227V138H226ZM230 139H232V138H230ZM245 139H244V141H245ZM23 140H22V141H23ZM74 140H75V139H74ZM153 140H154V139H153ZM162 140H163V139H162ZM175 140H176V139H175ZM179 140H180V138H179ZM194 140H195V139H194ZM205 140H206V139H205ZM205 140H204V141H205ZM241 140H242V139H241ZM241 140H240V143L238 142V143H239V147L241 146L240 144H243V143H244V142L241 141ZM19 141H20V140H19ZM76 141H77V140H75V143L78 145L77 147L80 148L79 146H81V144L78 143V142H80V141H77V142H76ZM91 141H92V140H91ZM156 141H157V143H158V139H157ZM159 141H161V140H159ZM166 141H167V140H166ZM168 141H169V140H168ZM171 141H172V140H170V142H171ZM195 141H196V140H195ZM200 141H198V143H200ZM208 141H207V142H208ZM213 141H214V140H213ZM222 141H223V140H222ZM226 141H227V140H226ZM234 141H235V140H234ZM234 141L232 140V142H234ZM252 141H253V140H252ZM255 141H257V140H255ZM16 142H17V141H16ZM154 142H155V141H154ZM162 142H163V141H162ZM162 142H160V143H161V147H160L161 149H162V146H163V145H162ZM207 142H204V143H207ZM210 142H209V143H210ZM214 142H215V141H214ZM224 142H225V141H224ZM241 142H243V143H241ZM245 142H247V141H245ZM92 143H94L93 146H95V147L97 148V150H98L97 144H96L95 142H92ZM147 143H148V142H147ZM150 143H152V146H153V142L150 141ZM155 143H156V142H155ZM209 143H208V144H209ZM211 143H212V142H211ZM220 143H221V142H219V144H220ZM228 143H230V140H229ZM228 143H227V144H228ZM248 143H250V142H248ZM16 144H17V143H16ZM40 144H39V145H40ZM44 144H45V142H44ZM48 144H49V143H48ZM57 144H58V143H57ZM163 144H165V142H163ZM215 144H216V142H215ZM217 144H218V143H217ZM227 144H226V145H227ZM231 144L233 145L234 143H231ZM235 144H237V143H235ZM235 144H234V145H235ZM245 144H246V143H244L243 146H245ZM251 144H253V143H251ZM256 144H257V143H256ZM82 145H83V144H82ZM158 145H160V144H158ZM199 145H200V144H198L197 146H199ZM204 145H205V144H203V147H204ZM221 145H223V143H221ZM224 145H225V144H224ZM253 145H254V144H253ZM35 146H36V145H35ZM58 146H59V145H58ZM83 146H84V145H83ZM89 146H91V145H89ZM145 146H146V144H145ZM237 146H238V145H236V147L233 146V148H234V149H235V148H239V147H237ZM143 147H144V146H143ZM143 147H142V148H143ZM149 147H150V146H149ZM201 147H202V145H201ZM218 147H219V149L222 148V147H220V145H219ZM218 147H217V148H218ZM249 147H250V146H249ZM72 148H73V150L76 149V148L73 147V146H72ZM142 148H141V149H142ZM153 148H154V146L152 147V149H153ZM163 148H164V147H163ZM215 148H216V147H215ZM81 149H82V148H81ZM143 149H146V150H147L148 148L145 147V148H143ZM143 149H142V150H143ZM149 149H150V148H149ZM158 149H159V147H158ZM161 149H160V150H161ZM198 149H199V147H198ZM223 149H224V148H223ZM243 149H245V148L242 147V150H243ZM162 150H163V149H162ZM240 150H241V147H240V149H237V151H236V149H235V150H232V151H233V152H234V151H236V152H240ZM242 150H241V151H242ZM131 151H132V150H131ZM143 151H145V150H143ZM148 151H149V150H148ZM150 151H151V150H150ZM216 151H217V150H216ZM225 151H227V150L225 149ZM229 151L231 152V150H229ZM229 151H228V153H229ZM245 151H246V149H245ZM247 151H248V149H247ZM250 151H251V150H250ZM145 152H146V151H145ZM157 152H158V151H157ZM204 152H205V151H204ZM233 152H232V153H233ZM248 152H249V151H248ZM248 152H247V153H248ZM262 152L264 153V151H262ZM98 153H99V150H98ZM132 153H133V151H132ZM150 153H151V152H150ZM240 153H241V154H244V152H243V153L240 152ZM247 153H245V154H247ZM95 154H97V152H95ZM218 154H219V153H218ZM245 154H244V155H245ZM248 154H249V153H248ZM200 155H201V153H200ZM231 155H232V154H231ZM231 155H230V153H229V155H227V162H228V161H230V162L232 161V160H229V159H228V156H231ZM79 156H80V155H79ZM203 156H204V155H203ZM245 156H246V155H245ZM245 156L242 157V155H238V158H237V156L234 157V158H235V160L238 159V163L240 164L241 161H243L242 158H244V162H246V161L248 160V157H245ZM247 156H248V155H247ZM249 156H250V154H249ZM224 157H225V155H224ZM261 157H262V156H261ZM77 158H78V157H77ZM230 158H232V157H230ZM234 158H232V159H234ZM225 159H226V158H225ZM225 159H224V160H225ZM245 159H247V160L245 161ZM80 160H81V159H80ZM204 160H205V158H204ZM224 160H222L223 163L226 162V161H224ZM239 160H240V162H239ZM202 161H203V160H202ZM215 161H216V160H215ZM236 161H237V160H236ZM262 161H264V160H262ZM200 162H201V161H200ZM217 162H218V161H217ZM217 162H216V164H213V162H209V164H210V163H211V164H210V165H206V166H208V169H209V170H213V169L215 168V166H219V164H220L221 161H219V164H218ZM230 162L227 163L226 166L229 165V164L231 165ZM232 162H234V161H232ZM244 162H242V164H244ZM257 162H259V161H257ZM257 162L254 163V164L257 165V164H258ZM260 162H261V161H260ZM223 163L221 162V164H223ZM261 163H263V162H261ZM195 164H196V163H195ZM217 164H218V165H217ZM235 164H236V162H235ZM235 164H232V165H235ZM232 165H231V166H232ZM261 165H263V167H264V164H261ZM150 166H151V165H150ZM190 166H191V165H190ZM259 166H260V165H257L256 168H259ZM227 168H228V167H227ZM227 168L225 169L226 172L229 171V170H227ZM52 169H53V168H52ZM135 170H137V169H133L132 171L135 172ZM259 170H260V168H259ZM261 170L263 171L262 168H261ZM76 171H77V170H76ZM225 171H224V172H225ZM262 171H261V172H262ZM226 172H225V174H228V173H229V172H227V173H226ZM257 172H259V171H257ZM258 174H260V173H258ZM223 175H224V174H223ZM256 175H257V174H256ZM254 176H255V174H254ZM135 177H136V176H135ZM250 177H251V176H250ZM139 178H140V177H139ZM251 178H253V177H251ZM259 178H261V180H262V176H260ZM135 179H136V178H135ZM143 179H144V178H143ZM253 179H254V178H253ZM255 179H256V178H255ZM255 179H254V180H255ZM30 180H31V179H30ZM139 180H141V179H139ZM139 180H138V181H139ZM249 180H250V179H249ZM251 180H252V179H251ZM258 180H259V179H258ZM142 181H143V183H144V184H143V186H144V185H145V182H144V180H141L140 182H142ZM31 182H32V180H31ZM249 182H251L252 185H251ZM255 182H256V180H255ZM32 183H33V182H32ZM130 183H131V182H130ZM253 183H254V181H248V183H246V184H247V185H246L247 190L250 189V186H251V187L253 186ZM257 183H259V186H256V183H255V185H254V186L256 187V193H255V197H254V199L257 200V201H259L260 198H261L260 196H261V195H264V180H262L261 182L259 181V182H257ZM244 184H245V183H244ZM140 185H141V184H140ZM218 185H220V184H218ZM60 186H61V183H60ZM60 186H59V187H60ZM64 186H65V185H64ZM72 186H73V185H72ZM248 186H249V188H248ZM254 186H253V187H254ZM36 187H37V186H36ZM130 187H131V186H130ZM141 187H142V185H141ZM145 187L147 188L146 185H145ZM253 187H252V188H253ZM54 188H55V187H54ZM61 188H62V187H61ZM66 188H68V187H66ZM134 188L137 189L136 187H134ZM134 188H133V187L131 188V189H133V193H134V192L136 193V191H137V192H141V191L139 190V189H141V188L138 189L139 191H138V190H134ZM142 188H143V187H142ZM56 189H57V188H56ZM241 189H242V188H241ZM241 189H240V193H241L242 190H243V189H242V190H241ZM48 190H49V189H48ZM57 190H58V189H57ZM64 190H65V189H64ZM120 190H121V189H120ZM145 190H147V189L144 188V191H145ZM181 190H182V191H188L186 187L181 188ZM247 190H246V192H247ZM50 191H51V190H50ZM92 191H93V190H92ZM92 191H91V192H92ZM121 191H122V190H121ZM227 191H228V190H227ZM243 191H245V187H244V190H243ZM93 192H94V191H93ZM219 192H221V191H219ZM49 193H50V192H49ZM52 193H53V192H52ZM59 193H60V192H59ZM124 193H125V192L123 191V194H124ZM135 193H134V195H135ZM249 193H250V192H249ZM47 194H48V193H46V195H47ZM81 194H82V193H81ZM94 194H95V193H94ZM142 194H143V192H142ZM242 194H244V193H242ZM50 195H51V194H50ZM136 195H137V194H136ZM139 195H140V194H139ZM139 195H138V196H139ZM52 196H53V194H52ZM94 196H95V195H94ZM140 196H141V195H140ZM142 196H143V195H142ZM248 196H249V194H247V193H246L245 195H241V196H240V194H239V198H240L239 203H237V207H236V208L233 209L234 206L232 207L233 210H232V209H230V210L228 209L229 207L231 208L230 205H228V206H229L228 208H226V209L224 208V210H223V207H226V204H228V203L230 202V201L227 200L228 198H225V201H223L224 204L228 201V203H226L225 206H223V207H222V206H218L219 203H218V204L215 203V206H216L217 208H216V207H212L211 205H207V204H205V205H207V206H203V205H202L203 207H202L201 209H202L203 211H205L206 213L209 214V217L211 218V221H212V225L216 226V228H217L219 231H217V232H218V233H217L218 235L216 234L217 236H214V237H213V238L216 237V239L212 240V242L210 241V245L207 244V247H206V246L204 247V248H206V250H203V251H205V252H204V254L202 253V254H203L202 257L199 255V257H201V258H197V254H195L196 251H194V248L192 247V245L195 246V244H196V243H194V240H196V242H197V239H196L197 237H195L196 234L194 235V231L191 232L190 234H186V235H185V234L183 233V231L180 230V225H179L178 223H176V222H172V223H170V224L173 225V227H174V234H175V237L172 239L173 242L170 241L172 244L167 245L166 247L163 246L162 249L159 247L160 249H159V250L157 249L158 251L155 250V251H154V256H153V258H152V261H153L154 263H158V264H159V263H160V264H162V263H168V264H215V263H213V260H214V258H213V257H214V256H213V251H214V250H213V249H214L215 246L218 245V246H220V249H219V250H221V251H220V252H221V256L219 255V252H218L219 258L223 257L224 260H225L224 262H225L226 264H230L233 260H234V262H235V259H236V258H237V260H238V259L241 260V262H242L243 264H244V263H249V261H251V258H254V256L252 257V252L254 251V249L252 250V249H250V247H249L248 249H247L246 247H245L246 249L244 248V242L242 241L243 238L241 237V235L239 236V235L236 234V233H237L236 231H238V229L236 228V226H235L236 230H235V228H234V230L232 229L234 225L232 224V223H233V222H232V219H233V218H231V217L233 216V214H234L233 211L240 212L239 210H241L240 213L242 214V217H243V215H244V217L247 218L248 215H250L251 210H250V208L247 207V203H246V202H247L246 199H248ZM125 197H126V196H125ZM225 197H227V196L225 195ZM236 197H237V196H236ZM249 197H250V196H249ZM46 198H47V197H46ZM48 198H49V197H48ZM52 198H53V197H52ZM128 198H129V197H128ZM183 199H185V198H183ZM183 199H182V200H183ZM43 200H44V199H43ZM52 200H53V199H52ZM52 200H51V201H52ZM134 200H135V199H134ZM176 200H177V199H176ZM178 200H179V199H178ZM231 200H232V199H231ZM58 201H59V200H58ZM81 201H82V200H81ZM174 201H175V200H174ZM201 201H202V200H201ZM220 201H221V200H220ZM220 201H218V202H220ZM245 201H246V202H245ZM128 202H129V201H128ZM171 202H172V201H171ZM171 202H169V204H170ZM202 202H205V201H202ZM129 203H130V202H129ZM129 203H128V206H129ZM174 203H175V202H174ZM174 203H173V206H175ZM196 203H197V202H196ZM200 203H201V202H200ZM213 203H214V202H213ZM46 204H47V203H46ZM81 204H82V203H81ZM167 204H168V203H167ZM221 204H222V203H221ZM224 204H222V205H224ZM229 204H230V203H229ZM231 204H232V203H231ZM238 205H239V206H238ZM46 206H49V207H50V205H46ZM51 206L53 207V205H51ZM54 206H55V205H54ZM198 206H199V205H198ZM213 206H214V204H213ZM56 207H58V206H56ZM66 207H67V206H66ZM66 207H65V208H66ZM101 207H103V206L101 205ZM126 207H127V206H126ZM165 207H166V206H165ZM239 207H240V209L237 211V209H238ZM46 208H48V207H46ZM99 208H100V207H99ZM128 208H129V207H128ZM128 208H127V209H128ZM70 209H71V208H70ZM70 209H69V210H70ZM92 209H93V208H92ZM94 209H95V208H94ZM104 209H105V208H104ZM127 209H126V210H127ZM163 209H166V208H162V210H163ZM167 209H168V208H167ZM227 209H228V210H227ZM38 210H39V209H38ZM41 210H42V209H41ZM72 210H73V209H72ZM52 211H53V210H52ZM89 211H90V210H89ZM99 211H100V209H99ZM228 211H229V213H231L230 216H229ZM44 212H45V210H44ZM77 212H78V211H77ZM160 212H161V211H160ZM39 213H40V211H39ZM86 213H87V212H86ZM166 213H167V212H166ZM232 213H233V214H232ZM42 214H43V213H42ZM55 214H56V213H55ZM58 214H59V213H58ZM61 214H62V213H61ZM70 214H71V213H70ZM153 214H154V213H153ZM208 214H207V215H208ZM235 214H236L235 217L237 218V216H239V215H237V213H235ZM30 215H31V213H30ZM32 215H33V214H32ZM32 215H31V216H32ZM64 215H65V214H64ZM84 215H85V214H84ZM93 215H94V214H93ZM164 215H165V213L163 212V215L158 216V217L156 218V221L153 222V224L155 225L159 220H161V219L164 218V217H167L166 215H165V216H164ZM168 215H169V214H168ZM174 215H175V214H174ZM174 215H172V216H174ZM180 215H181V214H180ZM183 215H184V214H183ZM25 216H26V215H25ZM34 216H35V215H34ZM34 216H32L31 219H32ZM38 216H39V215H38ZM61 216L63 217V214H62ZM72 216H73V215H72ZM74 216H77V215H74ZM74 216H73V217H74ZM95 216H96V215H95ZM169 216H171V215H169ZM185 216H186V215H185ZM203 216H204V215H203ZM87 217H88V216H87ZM91 217H92V216H91ZM96 217H97V216H96ZM99 217H100V216H98L97 218H99ZM103 217H104V216H103ZM150 217H151V216H150ZM150 217H149V218H150ZM229 217H230L231 219H229ZM235 217H234V218H235ZM244 217H243V218H244ZM38 218H39V217H37V219H38ZM83 218H84V216H83ZM89 218H90V217H89ZM111 218H112V217H111ZM171 218H172V217H171ZM201 218H202V217H201ZM246 218H245V219H246ZM248 218H249V217H248ZM28 219H29V218H28ZM28 219H24V220H23V218H22L21 221H23V223H26V222H24V221H25V220H28ZM41 219L44 220L43 217H42ZM41 219H39V224H42V223H43V224L46 226V225H47L46 221H45V223H46V224H45L44 221H43V222L40 221ZM63 219H65V218H63ZM76 219L79 220L80 217L77 216ZM76 219H75V220H76ZM153 219H154V218H153ZM18 220H19V219H18ZM32 220H34V219H32ZM46 220H47V218H46ZM69 220H70V218H69ZM72 220H73V218H72ZM75 220H74V221H75ZM83 220L85 221V219H83ZM83 220H82V221H83ZM87 220H88V219H86V221H87ZM94 220H95V219H94ZM96 220H97V219H96ZM150 220H152V219H150ZM171 220H172V219H171ZM236 220H238V219H236ZM236 220L234 221V222H235V225H236ZM241 220H242V218H241ZM243 220H244V219H243ZM247 220H248V219H247ZM48 221H49V219H48ZM48 221H47V222H48ZM61 221H62V220H61ZM61 221H60V222H61ZM99 221H100V218H99ZM142 221H143V220H142ZM147 221L149 222V219H147ZM147 221H146V222L143 221V223H145V225H146V224H147ZM238 221H239V220H238ZM245 221H246V220H245ZM17 222H20V221H17ZM35 222H36V221H35ZM40 222H41V223H40ZM58 222H59V221H58ZM75 222L77 223V221H75ZM75 222H74V223H75ZM161 222H162V221H161ZM230 222H231V223H230ZM242 222H243V221H242ZM248 222H249V221H248ZM29 223H31V222H29ZM49 223H50V222H49ZM52 223H54V221H51V224H50V225H52ZM66 223H67V222H66ZM96 223H97V222H96ZM99 223H101V221H100ZM109 223H110V222H109ZM130 223H132V222H130ZM162 223H163V222H162ZM238 223H240V222H238ZM31 224H32V223H31ZM34 224H35V223H34ZM36 224H37V223H36ZM43 224H42V225H43ZM54 224H57V222L54 223ZM54 224H53V225H54ZM70 224L73 225V223H70ZM70 224H69V225H70ZM135 224H136V223H135ZM141 224H142V223H141ZM197 224H198V223H197ZM206 224H207V223H206ZM242 224L244 225V222H243ZM242 224H241V226H242ZM19 225H20V224H19ZM21 225L23 226L22 222H21ZM29 225H30V224H29ZM29 225H27V226H29ZM53 225L51 226V228H50V226H49V228H50L49 230L51 231V233H52V230H51V229L54 228ZM98 225L100 226V224H98ZM139 225H140V223H139ZM142 225H143V224H142ZM160 225H162V224H160ZM195 225H196V224H195ZM238 225L240 226V224H238ZM27 226H25V228H27ZM33 226H34V225H33ZM36 226H37V225H36ZM36 226H34V228H36ZM45 226H43V228H45ZM47 226H48V225H47ZM47 226H46V228H45L46 230H47ZM133 226H134V225H133ZM231 226H232V227H231ZM256 226H257V225H256ZM20 228H21V226H20ZM57 228H58V227H57ZM105 228H106V226H105ZM124 228H125V225H124ZM127 228H128V225L126 226V229H127ZM140 228H141V226H140ZM140 228H139V230H140ZM176 228H178V229H176ZM194 228H195V226H194ZM253 228L256 229V227H253ZM253 228H252V229H253ZM23 229H24V228H23ZM45 229H43V230H45ZM62 229H63V228H62ZM62 229L60 230V229L58 228V230H57V229H56V230H57V231H59V230L62 231ZM103 229H104V228H103ZM159 229H160V228H159ZM159 229H156V231L159 230ZM240 229H241V228H240ZM20 230H22V229H20ZM28 230H29V229H28ZM46 230L43 231V232H46ZM56 230H54V231H56ZM67 230H68V229H67ZM78 230H79V228H78ZM121 230H122V228H121L120 230H118V232L121 231ZM22 231H24V233L27 232V231L25 232V230H22ZM33 231H35V230L33 229ZM54 231H53V233H55ZM82 231H83V230H82ZM99 231L101 232L102 230L100 229ZM123 231H124V230H122V232H123ZM195 231H196V230H195ZM35 232H36V231H35ZM37 232H38V231H37ZM47 232H48V231H47ZM63 232H64V231H63ZM77 232H78V231H77ZM80 232H81V231H80ZM80 232H78V233L80 234ZM83 232H84V231H83ZM83 232L80 234V237H79V235H78V237H77V236L74 234V237L70 236V239H69V238H67V237H68V234H67V233H69V234H71V233H70V232H67V233H66V231H65L64 234L66 233L65 235H66L67 237H66L65 235H63L64 237H66V239L63 238L64 241L61 239L62 237L59 238V239H55V237L58 236V234H56V236H54L53 233H52V236L54 237L53 239H55L56 242H57V240H58V241H60V240L62 241L63 244H61V241H60V242H57L58 244H59V243L61 244V246H60L61 248H62V247L64 248V246H65L66 248H70V249H71V248L81 247V246L83 245V243L88 242V241H81V240L79 239V238L82 239L83 236L81 237V235L83 234ZM138 232H139V231H138V228H137L136 226H135L134 228H133V227L130 228V226H129V229H127L125 232H123V233H121V234L119 233V235H118V233L116 232V236H117V237L115 238V237H114L115 235L113 236V240H114V238H115V240L110 242L109 245H111V246L108 247V248H106V246L104 245V246H105V249H107V252L105 251V253H104V248H103V252L100 251V254H101V253H104L105 255H103V254H101V255H93V251H92L93 249H92L91 251H86L87 254L85 255V257H88V256H89V257H88V259H87L85 262H86L87 264H108V263H111V264H114V263H115V264H117L118 262H116L115 260H113V261H114L113 263H112V262H109V260H110V259H111V260H112V259H116L117 257H120V255L122 254L120 248H121L122 246H125L126 241H128V239H130V238H132V237L134 238V237L137 235ZM215 232H216V231H215ZM241 232H242V231H241ZM241 232H240V233H241ZM24 233H23V234H24ZM58 233H59V232H58ZM78 233H77V234H78ZM199 233H200V232H199ZM46 234H47V233H46ZM49 234H50V233H49ZM62 234H63V233H61V235H62ZM86 234H87V233H86ZM86 234H84V235H86ZM91 234H92V233H91ZM98 234H99V235H98L97 237L93 238V239L91 240L90 244H89L90 246H92V248L97 247V246H99V245H102L103 242H104L105 237L107 236V233H103V234L100 235V233L98 232ZM25 235H26V234H25ZM32 235H33V234H32ZM34 235H35V234H34ZM34 235H33V236H34ZM37 235H39V233H36L35 236H37ZM61 235L59 234V236H61ZM88 235H89V234H88ZM197 235H198V234H197ZM18 236H19V235H18ZM22 236H23V235H22ZM22 236H21V237H22ZM26 236H27V237H32L30 234H29V236H28V234H27ZM35 236H34V237H35ZM50 236H51V235H50ZM171 236H172V235H171ZM173 236H174V235H173ZM173 236H172V237H173ZM238 236H239V237H238ZM23 237H24V236H23ZM37 237H38V236H37ZM40 237H41V236H40ZM40 237H38V238H40ZM71 237H72V238H71ZM240 237H241V238H240ZM13 238H14L17 242H19V248H20V249H19V255H18L17 259H16L17 264H35L36 262H34V261H37V260H38V259H37V258H38L37 254H38L40 251L37 249V250H38V253L35 254L37 251H36L35 253H33V250H32L33 247H32V249H31V250H32V251H31V250H30L31 247H29L31 244L29 245V244L27 243V242H30V243H31V242L34 241L35 239L32 240V241H28L30 238H29V239L26 238L27 240H26V239H23V238H22V239H19V238L17 237V235H13ZM13 238H12V239H13ZM57 238H58V237H57ZM85 238H86V237H85ZM90 238H91V237H90ZM176 238H177V239H176ZM255 238H256V237H255ZM51 239H52V238H51ZM240 239H241V240H240ZM30 240H31V239H30ZM82 240H83V239H82ZM84 240H85V239H84ZM133 240H134V239H133ZM201 241H202V240H201ZM36 242H37V241H36ZM51 242H52V241H51ZM130 242H131V241H130ZM198 242H199V240H198ZM38 243H41V242H38ZM54 243H55V242H54ZM57 243H55V244H57ZM107 243H108V242H107ZM107 243H106V245H108ZM111 243H112V244H111ZM193 243H194V244H193ZM207 243H208V242H207ZM253 244H254V243H253ZM28 245H29V246H28ZM35 245H36V244H35ZM37 245H38V244H37ZM49 245H50V243H49ZM52 245H54V244H52ZM84 245H85V244H84ZM84 245H83V246H84ZM204 245H205V244H204ZM41 246H43V248H46L47 245H46L45 247H44V245H41ZM41 246L39 247V245H38V248H42ZM56 246L58 247V245H56ZM257 246H259V245H257ZM263 246H264V245H263ZM34 247L36 248V246H34ZM47 247H48V246H47ZM50 247H51V246H50ZM125 247H126V246H125ZM146 247H147V250H151V249L153 248V245L148 244ZM199 247H200V246H199ZM201 247H202V246H201ZM35 248H34V249H35ZM58 248H59V247H58ZM66 248H64V249H66ZM84 248L86 249V247H84ZM123 248H124V247H123ZM123 248H122V250H123ZM251 248H252V247H251ZM3 249H4V248H3ZM3 249H2V251H3ZM81 249H82V248H81ZM198 249H199V248H198ZM200 249H201V248H200ZM46 250H47V249H46ZM46 250H45V253L43 252V254H42L43 256H44L45 254L48 253ZM54 250H55V249H54ZM75 250H76V249H75ZM78 250H79V249H78ZM83 250H84V249H83ZM201 250H202V249H201ZM239 250H240V251H239ZM255 250L258 251V249H255ZM50 251H51V250H50ZM64 251H65V250H64ZM64 251H63V249H61L60 252H64ZM116 251H120L121 254L119 255V254L117 253L119 256H117V257L115 256L116 258H114L113 256H114V253H116ZM127 251H128V250H127ZM163 251H165V252H163ZM51 252H52V251H51ZM51 252H49V253L46 255V257H45L46 259H47V256H49V254H50ZM67 252H68V251H67ZM71 252H72V251H71ZM120 252H119V253H120ZM199 252H200V251H199ZM254 252H255V251H254ZM3 253H4V252H3ZM52 253H53V252H52ZM81 253H83V251H81ZM123 253H124V252H123ZM196 253H197V252H196ZM263 253H264V252H263ZM34 254H35V255H34ZM58 254H59V253H58ZM77 254H78V253H77ZM112 254H113V255H112ZM117 254H115V255H117ZM167 254H168V257H167ZM202 254H201V255H202ZM254 254H256V253H254ZM254 254H253V255H254ZM258 254H259V253H258ZM33 255H34V256H33ZM38 255H39V254H38ZM50 255H51V254H50ZM62 255H63V254H62ZM64 255H65V254H64ZM64 255H63V257H65ZM110 255H111V256H110ZM260 255H261V254H260ZM5 256H6V255H5ZM35 256H37V257H35ZM52 256H53V254H52ZM60 256H61V255H60ZM67 256H68V258H69V256H70L71 259H74V258H75V254L72 255V257L74 256V258H72L71 255H67ZM80 256H81V255H80ZM103 256H104V258H103ZM108 256H109V257H112V258L109 259ZM125 256H126V255H125ZM129 256H130V255H129ZM15 257H16V256H15ZM34 257L36 258V260H34V259H35ZM76 257H77V256H76ZM121 257H122V256H121ZM216 257H217V255H216ZM258 257H259V256H258ZM11 258H12V257H11ZM39 258H42V257L40 256ZM59 258H60V257H59ZM61 258H62V257H61ZM219 258L217 259L218 261H219ZM260 258H261V257H260ZM43 259H44V258H43ZM43 259H42V260H43ZM49 259H51V257H50ZM54 259H55V258H54ZM64 259L66 260L67 257H66V258H63V260H64ZM118 259H120V258H118ZM129 259H130V258H129ZM12 260H13V259H12ZM14 260H15V259H14ZM39 260H40L39 263L43 262L41 259H39ZM39 260H38V261H39ZM63 260H62V261H63ZM74 260H75V259H74ZM74 260H72L73 263L75 262ZM76 260H77V258H76ZM111 260H110V261H111ZM237 260H236V261H237ZM259 260H260V259H259ZM262 260H263V262H264V254L262 255ZM38 261H37V262H38ZM45 261H47V260H45ZM45 261H44V263H42V264H46ZM68 261H69V260H68ZM68 261H66L67 264H69V262H70L71 260H70L69 262H68ZM222 261H223V260H222ZM253 261H254V260H253ZM72 262H71V264H72ZM214 262H215V261H214ZM229 262H230V263H229ZM254 262H255V261H254ZM254 262H253V263H254ZM49 263H50V261H49ZM257 263H260V261L257 262ZM15 264H16V263H15ZM37 264H38V263H37ZM60 264H61V263H60ZM216 264H218V262H216Z\"/></svg>", "mask_w": 264, "mask_h": 264}]
</instances>
